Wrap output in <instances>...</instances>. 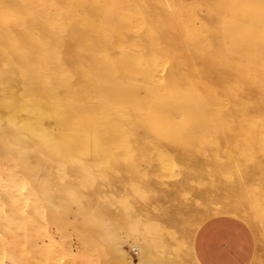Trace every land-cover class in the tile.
I'll use <instances>...</instances> for the list:
<instances>
[{"label": "rangeland", "instance_id": "374dc122", "mask_svg": "<svg viewBox=\"0 0 264 264\" xmlns=\"http://www.w3.org/2000/svg\"><path fill=\"white\" fill-rule=\"evenodd\" d=\"M167 1L169 3L170 0H167ZM167 1L166 0H0V21H5L8 24V27H4V28L12 29V30L13 29H16V30L17 29L18 30L19 29L20 30L25 29L23 31H26V29H27V31L37 29V30H39V32H42L44 26H46L45 29L47 31L49 30V27H55V28L57 27L58 29L62 28V29H66V32H68L69 35L66 34V32H64V34L59 33L61 31H59L58 33L54 32L55 28L54 29L51 28V30H53L52 33L54 32L56 35H61L59 39H61V44H63V46L61 47V45L59 44L60 47H58V45H57V49L59 48V50H58L59 52L61 50H63V51L66 50V51H68V52L70 51V53H72L71 50H73L72 49L73 46L77 47L79 45V47L83 48L84 47L83 44H85V45L87 44V46H86L87 48L84 47L83 48L84 50L89 49L88 45H89V47L93 48V50H92V48H91V50L89 49L90 51L88 50L92 54L88 53L86 50V52H87L86 54L89 57H91V55H92L91 61L88 59L89 57L87 58L88 60H85L82 56L83 61L85 60L90 64L92 63V65H90V67H88L89 64L88 65L86 64L87 62H85V61L83 62L81 60V58H78L82 64L81 65L80 62L78 61L77 62V64L79 63L78 67L81 65V68H83V69H81V71H79V75H77L79 78H76L75 77L76 73L74 74V72L70 69V67H69V70L71 72L66 71V68H65L66 66H69L70 62L72 64V61L69 60L70 62L66 66H65L66 63H60L59 59H60V61L62 59L59 58L58 56H56V54L52 52L54 47L52 48L50 46L51 43H47L49 45H47L45 48V49L48 48V50H46L45 54L43 53L44 51H42L43 47H42V49L40 48L41 50L39 49L40 51H37L38 48L36 49L31 45V44H35V43L38 44V42H36V41H34V43L32 42L33 38L29 39V41L31 40L29 42V43H31L30 46H27L28 44L24 43V44H27V45H25V48L28 47V49L26 48L27 55H28V53H30V51L33 52L34 54L43 53L42 56L45 55L44 57L47 59V55L50 54V53H47V51H49L50 50L49 47H51L52 48L51 52L53 53L52 55L55 54L54 56H56V58H54V59H58L57 62L60 64H58L56 62V64H58L56 66H54L50 63L48 65H46L48 63L47 60L45 61L46 64L42 63V61H41L42 56L40 55L41 59L39 57L38 58L41 62L39 60H37L39 62V64L36 63L33 59L29 58L30 60H33L34 63H36V65L38 64L35 68V64L33 63V65H32L31 64L32 62L29 63L30 60L28 59V56L26 55V57H24L25 54L22 55L23 54V52H22V54H20V55H22L24 58L27 59V64H22V62L19 61V64H22L20 66L17 63L20 66V68L16 63L14 64V62L11 65V63H12L11 60L15 61V59H16V58L13 59V56H12V57H9V60H10L9 65L11 68L9 67L8 63H5V65H4V63H3L4 57H2V56L6 55L8 58V54H4L5 48H3V47H6L7 44H10V45H8L7 48H9V46H11V45H12V47L14 46V48L17 46L16 43L12 44L11 41H9V39H11L9 37L13 34L15 35L16 32H14V31H16V30L12 31V33L10 30V33H9L10 35L8 37L5 36V34L0 35V37H1L0 38V45H1L0 47H2V49L4 51L3 55L0 54V60L2 61L1 63H3V65L0 64V71H1V73H0V152L3 155L6 154L5 156H7V158H9V160H13L15 163L12 161L11 162L14 163L15 165L17 163L16 166H17L18 170L21 172V174L23 176H25L24 177L25 180L26 181L29 180L31 182V183H29V181H28L26 183V186H25L26 188H24L25 193H24V191L22 192L25 195L24 197H27V198L29 197V200H27L25 198L28 202L26 200H25V202H24V200H21L22 202H20V200H19L18 203L16 201H15L16 203H14V202L11 203L10 201L6 202V200H5V201H3V209H4L5 213L8 214L9 218H10L9 213L11 214L12 219L14 218V216H16L17 219H14V220L15 221L19 220L18 221L19 223H20V220H21V222L23 221L22 223H24V220L25 221L27 220V223L30 220L32 221V222L30 221L28 224L30 226V227L28 226V231L32 236H30L29 234L28 235H29V238L33 240L32 243L30 241L28 242V245H29L28 253H30L31 256L34 254L33 260H35L36 262L32 260L31 264H34V263L38 264L39 262L41 264H43L44 260H42L41 256L39 255L38 249L40 247L42 248L43 246H45L47 244V242H48L47 239L49 238L47 236V234L49 236H51L53 239H59L62 236L67 237V239H69L68 240L70 242L69 246L72 250L69 248L68 257L66 256L65 258H63V261H60V263L59 262L58 263L59 264H64V263L65 264H71V263L73 264L74 255H76V251L79 248L78 247L79 244L77 242L78 241L77 236H78V234H79V236H82V235L86 236L87 234L85 235V233L86 232L89 233L88 231H86L88 229H92V231L90 230L92 234L91 233H89V234L92 238V241H94V243L93 242L91 243L92 247L90 250V254L91 255L94 254L93 260L91 259L92 264H99V262H97V261L102 260V259L103 260L105 259L110 264H116V263L119 264L116 256L114 257L113 252H112V250L114 251V247H113L114 244L113 243L117 239L122 243L123 247L130 253L132 258L136 259L138 257V250H137V254L134 253V251L132 250L133 245H132V243L128 242V239H129V236L131 235V229L133 230V227L136 228L137 226H140V228L137 227V229H140V230H136V229L135 230L140 231V233L142 235H148L147 231H151V234H154V235L149 234V236L151 238L156 237V236L159 238L158 235H161L162 238H160V239H157V238L153 239L152 238L154 240V243L156 242V244H155L156 248L154 249V254L156 257L154 256V258H157L159 255L161 257V255L164 253V250H166L164 248L166 246L169 247L168 244H170V243L172 244V242H173L174 245L170 244V248H172V249L167 248L165 253L172 257V254L167 253V251L170 253L173 252V254L176 253L175 254L177 256L176 258H179V256H180V258L183 256H186L185 258L187 259L188 253L189 254L192 253L191 255L195 254L196 246L198 244H200L199 222H200L201 218L203 220V212L201 213L202 208H200L201 209L200 213H201L202 217H201V215L199 216L200 213H198V216H197V215H194L193 212H195L196 210L199 211V206L203 207L204 211H205V205L208 204V202L206 201L207 199L202 200L203 197L208 198L209 204H210V202L213 203L214 201L216 202L217 200L224 202V207H218L219 204H223V203H219L218 201L216 202L218 204L217 205V208L219 209V210L217 209L218 212L213 211L214 213H212V211H210L213 209L216 210V205L213 206L215 208H213V207L211 208V204H210V207H209L210 210H209V208L206 207V209L208 211V212L206 211V216L204 214V217H205L204 219H206V220H209V219H212L213 217H217L219 215H222V216H230V217H234V218H241V219H244L245 221L248 220V222H250V221H252L250 219L252 216L251 213H254V216H255V214L257 215L256 211L258 210V213L261 212L259 214H261V215L264 214V207H263L264 197L261 196L263 199L261 198V200H260L259 199L260 193L259 194L256 193L259 191L254 192V191H250V190H249L250 193L254 192L252 195L250 194L251 197L253 196L252 198L254 200L258 199L257 203L258 202L261 203V204L258 203L255 206V208L251 207L254 210L250 211V209H249L248 211L250 213L247 211L249 214H251V216L247 215L248 213L247 214L244 213V211H246L247 209H245L244 211L242 210L243 215H240L241 214L240 212L239 213L235 212L233 209H232L234 211L233 214H232V211L225 210L229 207V205H230V204H228L229 202L231 204H233V207H235L234 206L235 202H237V200L241 201L240 199H237L236 201H232V200H234V199H232V197L235 198V196H236V198L241 197V199H242L243 195L245 197H247L246 195L248 194V192H246V195L242 194V196H240V193H243L244 190L246 188H248L249 185L248 186L246 185V188H245V185L243 183L239 182L240 180H238L239 178H237L238 175H237L236 170H235L236 167H239L240 169L246 168L248 171H251V169H252V172H253V171H256L257 168L258 169L261 168L260 167L262 165L261 163L264 161V124H263L264 121H261V119L264 118V115H262V113L264 112V81H263L264 80V74H262L261 73L262 71H260L264 68V0H239L235 4L233 9H231V11L229 12L230 15L228 16L229 19H228V22L226 25L227 41H228V44L230 45V47L232 46L231 47L232 50L236 49L235 51L234 50L233 51L243 61H247L249 63L255 64L254 71L257 72V73L253 72L256 75V78H255V76L253 74V76H254L253 78H255V80H253V78L249 79L250 81L249 80L245 81V79H243L242 81L244 84H248L250 82L249 83L250 85L249 84L243 85V83H241V86H242L241 89H243L244 91L240 90V92L239 91L235 92V90H234L235 88L233 89V87L231 86V85H234L236 83V81H235L236 79H234V81H235L234 83H232V82L230 83V80H228L229 82L224 81L225 83H223L224 84L223 86L226 88H224L222 86L225 90H223L222 87L219 90L221 97L216 90H213V92L208 93V96L211 93H212V96H209V97L207 96V98H208L207 102L205 99H203L204 98V95H202L203 93H200L199 91H197L194 88V85H193L194 82L190 79L189 84H187L185 80L187 79V76H186L187 74L190 77V75L192 76V73H194V71H199L200 69H201L200 71H203L202 69H204L205 67L203 66V64H200L201 61L204 58L208 59L211 56L214 57V54L216 55V53H217V49H215V48L220 49L217 45V43L220 40L219 37L221 38V36H220L221 33H219L220 35H218V31H217V29L220 30V28H219L220 26H217V25H220V23L218 22L219 19H218L217 15H216V19H215L216 12H214L215 14L212 13L213 11H217V8H216V10H213V7H212L213 11H211V9H208L207 7H205L206 9L204 7H203L204 9L203 8L198 9V7H195L194 4L197 3L195 1L200 2V0H194V1H192V3L190 0H188V1L183 0V1H186L184 4H183L182 0H176L177 5H179L180 2H182L181 6L179 5L181 8L176 7L175 6L176 4L173 3V1H172L170 3V7H172V8L169 9L168 3L166 4ZM206 1L207 2L209 1L211 4H212V2H216V0H214V1L213 0L212 1L211 0H205V1L201 0V2H203V3L205 2V4H206ZM218 1H217V4H218ZM222 1L220 0V3L218 5L216 3L214 5V7H220V8H218V10L219 9L220 10L217 12H220L221 10L223 11L222 8L224 6H222V5L226 4L230 0H226V2H225V0H222ZM186 3H188V5H185ZM210 3H208V4H210ZM222 3H224V4H222ZM182 5H185L186 7H183ZM175 7L178 9L177 12H176V9H174ZM200 9H202V10L200 11ZM181 10H183V11L185 10L184 11L185 13L182 12ZM222 11L220 12L221 14H222ZM217 14L220 16L219 13H217ZM201 16H202V18H201ZM194 19H195L196 23L192 22ZM45 29H44V31H45ZM37 30H36V32H37ZM47 31L45 32L46 34L49 32V31L48 32ZM26 33H28V32H26ZM31 33H32V31H31ZM31 33L29 35H31ZM45 33H44V36L46 35ZM6 34H7V32H6ZM32 34L33 35H31V37L35 35L39 38V39L36 38L39 40V44L43 41L42 40V38H43L42 34L43 33H40L41 35L39 34V36H41V42H40V37L38 35H36L34 33H32ZM22 35H23V32H22ZM24 35H23V37L25 39L26 37ZM29 35L27 34V36H29ZM56 35L53 34V35H51V37L54 36V38H55ZM18 36H19V34H18ZM17 37H15V38H17ZM21 37L22 36L20 33V39H21ZM49 37H50V32H49ZM2 38H5L6 42L8 41L6 46L3 45L5 43L2 42L3 41ZM36 39H34V40H36ZM43 39L47 40L48 38L46 37ZM50 39H52V38H50ZM23 40L21 39V41H23ZM46 40H45V42H46ZM52 40L54 41L55 39H52ZM69 40H72V41H69ZM105 40H106V42H105ZM114 40H116V41L114 42ZM206 40H207V42H206ZM16 41L14 40L12 42H16ZM26 41H27V39H26ZM49 41L50 40H48V42ZM67 41H69V42H67ZM188 41L190 42V44ZM1 42H2V44H1ZM58 42H60V41H57V43ZM42 43L44 44V41ZM57 43H55V44H57ZM69 43H71L73 45L71 47V50H69V49L67 50V48H69V45L65 46V44H69ZM117 43H118V45H117ZM17 44H18V46L24 45V44H20V42H18ZM37 44H35V45H37ZM39 44H38V47H41ZM104 44H105V46H104L105 48L103 47ZM45 45L46 44H44L43 46H45ZM81 45H83V46H81ZM18 46L16 47L15 50H17L18 48H21L23 51H25V49L22 46L21 47H18ZM31 46L33 47V49ZM64 46L65 47L68 46V47L64 48ZM99 46H101L100 48H102V49H99ZM55 47H56V45H55ZM79 47H77V49ZM188 47H190L192 50L191 49L188 50ZM81 48L78 49L79 53H81L80 52ZM95 48H97L98 50ZM2 49L0 52H2ZM9 49H7V50H9ZM55 49L56 48H54V50ZM57 49H56V51H57ZM214 49H215V51L213 54ZM28 50H30V51H28ZM32 50H36V51H32ZM96 50H97V53H96ZM9 51L11 53V54L9 53L10 55L15 53V52H12V50H9ZM198 51L200 52V55H199L200 58H203V59L198 58L199 57ZM65 52H60V53L65 54ZM68 52H66V54H68ZM73 52L75 54L76 50H74ZM205 52H207V53H205ZM33 53H30L29 56L31 54H32V56H34ZM83 53H85V52H83ZM222 53H223V51H222ZM15 54H17V52ZM39 54H37V55L39 56ZM74 54L72 53V55H74ZM194 54H196V55H194ZM18 55H19V53H18ZM52 55H50V56H52ZM72 55L70 57L73 60V62H75L76 60H74V59H75L76 55H74V58H72ZM201 55H203V56L201 57ZM206 55H207V57H205ZM54 56H52V57H54ZM218 56L216 55L217 58H218ZM14 57H17V55ZM35 57H31V58H35ZM62 57H63V55H62ZM96 57L98 58V60ZM195 57H196V59H195ZM7 58L5 57V59H7ZM48 58H50V57H48ZM67 58L68 57H64V60L66 61ZM217 58H215L214 60L216 61ZM222 58H227L226 54ZM17 59H16V62L18 61ZM199 59H200V63L197 66ZM206 59H205V61H206ZM9 60H5V62H7ZM43 60H45V59H43ZM64 60H63V62H64ZM51 61H49V62H51ZM205 61H203V62H205ZM212 61H213V59H212ZM67 62H68V60H67ZM23 63H26V61ZM28 63L32 67L30 65H28ZM83 63H85V64H83ZM195 63H197V64H195ZM41 64H42V66H41ZM77 64L76 65L73 64L74 66H76V69L74 67H72V69L76 70V72H78V70H79V69L77 70ZM205 64L211 65L210 62H208V61H206ZM215 64L218 65V67H219L218 63H215ZM43 65H46L49 68V71L46 69L47 72H49L46 75H44L46 70L43 68V67H45ZM60 65L62 67L64 66L67 74H68V72L70 75L74 74L73 77H75L76 79L65 77L66 74L64 72H62L60 74V72H61ZM73 65H71V66H73ZM213 65H211V66H213ZM13 66H14V69H13ZM28 66H30L31 68ZM201 66H202V68H201ZM258 66H261V68ZM195 67H196V69L197 68L198 69L195 70ZM25 68H28L27 70H29V72H27V70ZM37 68H39V70ZM42 68H43V70H45L44 74L40 73V72H42L41 71ZM88 68H90V69H88ZM208 68L211 69L210 66ZM10 69H12V70H10ZM22 69H25L24 70L25 72ZM30 69L34 70V71L31 72ZM57 69L60 71V72L58 71L59 73L57 72ZM91 69H92V72H91V74H89L90 73L89 70H91ZM151 69H154V70L152 71ZM255 69L259 70L260 71L259 73L261 75H263V77L261 75H260L261 76L260 77L258 74V71H256ZM20 70H21V72H20ZM87 71H89V73L86 74ZM152 72H158V74L162 73L164 75L165 79H167V80L168 79L171 80L172 77H174L172 82L171 81H169V82L173 83L175 85L170 87V88L168 87L167 89L163 90L161 93L156 95L155 98H153L154 100H152V102L150 103L151 106L147 105L145 107V108H147L149 106L148 107L149 109L145 110L148 113L147 116H145L146 112L143 110V109H145L144 106L146 104H149V101H151V100H148V99H150L148 94L150 92H154V90H153L152 86H151V89L153 91L151 89H149L150 88V82L152 79L149 78V79L144 80L143 78L153 76L151 78H155V79H153L155 81L156 80L155 76H157V74L155 75V73H154V75H150V74H152ZM173 72H174V74H173ZM35 73H37V74H35ZM263 73H264V71H263ZM139 74L141 75L140 78L138 77ZM202 75H203L202 72L201 73L198 72L196 78H194V81L201 82V77H203ZM55 76H57V77H55ZM87 77H89V78H87ZM177 77H179V78H177ZM257 77H258V79H257ZM90 78H91V80H90ZM180 79H182V80H180ZM55 80H57L58 82ZM76 80H77V82H74ZM53 81L56 82L57 84L54 83ZM161 81L164 82L163 79ZM174 81L176 83H174ZM177 81H179V82H177ZM180 81H182V82L185 81L184 85H186V86H183L184 88L179 85ZM242 81H240V82H242ZM153 82H151V83H153ZM182 82L180 83L181 85H182ZM51 83L52 84L54 83L53 84L54 87H52L53 85L51 86ZM73 83H75L76 85ZM55 84H56V86H55ZM88 84H90V85H88ZM176 84L178 86H176ZM236 84L234 85V87L238 86V84L237 85ZM188 85H189V87H188ZM89 86H92V87H89ZM153 86H154V84H153ZM191 86H192V88H191ZM241 86L239 84L238 89ZM69 87L71 89H79V90L81 89L80 90L81 92L79 90H78L79 92H76V90H75V92H76V95H75L73 90L70 91L71 89H69ZM87 87H89V89ZM83 88H84V90H83L84 92L87 89L89 90L91 97H95L94 93H95V90L97 88L98 90L104 92L105 96H107L106 97L107 100L112 99V100H114L112 102L115 104L117 103L115 98H117L118 100H120V98L123 99L124 102H126V104H127V108H133L131 110L127 109L129 112L128 113V119H129V122H131L130 124L128 123L130 128H128L127 122L122 123V120L119 119V117L115 115V117H112L111 120L109 119L107 121V123H105L104 131H105V134L107 137L106 139H102V140H98V141H92V140L90 141L89 140V141L78 142L76 140V137H75L74 117H75L76 112H79V115L81 112L80 108L78 110V102H79V100L81 102L82 101L81 97L85 95V94H82L80 97V94H79V93H84L82 91ZM253 88H254V90H252ZM154 89H155V87H154ZM257 89H259V91H257ZM88 90L86 92H88ZM171 90L172 91L174 90V91L172 92ZM69 91L71 92V94L68 93ZM253 91H256V93H254ZM109 92L114 93V95L110 96ZM242 92L245 95H243ZM48 93L50 95H48ZM72 93H73V95H72ZM77 93L79 94L78 97H77ZM257 93L260 95H258ZM199 94H201V96ZM238 94H239L240 99L242 101L238 98L239 97ZM86 95H88V93H86ZM147 95H148V97H147ZM246 95H247V97L250 95L249 98L252 99L253 103H255V102L258 103V104L257 103L253 104V108L251 107L252 105L248 106L252 109L247 107V105L252 101L249 99L250 102H248L249 100L248 101L246 100V99H248L247 97H245ZM68 96H70V97L67 99V101L70 100V98L72 96V99H73V97H74V99L77 98V99H75V101H77V102H75L73 99V100L68 102L69 104H70V102L72 104L68 105V103H67L66 105H64V100L66 99L64 97H68ZM55 97H57L58 99ZM223 97L225 98V100ZM241 97H243V98H241ZM52 98L55 99V102L52 100ZM259 98L260 99L262 98L261 100L263 101V103L261 102V100ZM84 99L87 100L86 97ZM92 99H94V98H92ZM177 99H179V100H177ZM210 99H211V101L214 100V102L210 103ZM243 99H244V101H243ZM51 100L54 102V104L56 103V105H53V106H55L54 111H52L53 116L51 115L52 113L50 114V112H49V110H50L49 107L53 108V106L50 105L52 103ZM46 101H48V102L50 101L51 103L50 102L45 103ZM61 101H63V103ZM185 101H187V102H185ZM224 101H225V103H224ZM59 102H61V104L64 105V111H67V113L65 112V114H64L63 113L64 111L61 109L56 110L57 106H60V108L63 109V106L58 104ZM174 102L178 103L179 105L174 103ZM41 103L44 105H42ZM139 103L140 104L144 103V104L142 106L141 105L138 106L137 104H139ZM259 103H262L263 105L259 104ZM40 104H41V106H40ZM211 104L213 107L211 106ZM245 104H247V105H245ZM257 105H259V106L257 107ZM133 106H135V108ZM137 107H138V109H137ZM244 107H247V108H244ZM256 107L259 108L258 110H260V111L257 112ZM184 108L187 111H185ZM36 109H37V111H36ZM66 109H68V110H66ZM241 109H243L245 112H246V109H248V111H247L248 113H246L247 115ZM253 109L255 110V112L254 111L252 112ZM134 110H137V112L138 111L139 112L137 113ZM148 110H149V112H148ZM250 110H251V113H250ZM140 112H142V113H140ZM162 112L164 113V115ZM186 112H188L187 115H185ZM259 112H262V113L260 114ZM42 113H44V114H42ZM130 113H132V115H131L132 117H130ZM256 113L257 114L259 113L260 115L259 114L257 115ZM47 114H50V117L52 116L51 118L49 117V120H48L49 123L47 121ZM63 114L65 115V117L62 116ZM141 114H144V115H141ZM254 114H256V115H254ZM133 115H135V116H133ZM158 115L160 116V118H158L159 117ZM136 116H138V117H136ZM141 116H143V117H141ZM166 116H167V118H166ZM60 117H63V118L61 119ZM214 117H216L215 118L216 122L214 120ZM245 117L246 118L249 117L247 119L249 122H247V120L244 119ZM56 118H58L60 120L58 121V119H56ZM145 118H147L148 120ZM169 118L171 121L169 120ZM251 118H253V119H251ZM130 119L133 121H130ZM135 120H137V121H135ZM241 120H243V121H241ZM60 121H61V123H60ZM146 121L149 122L148 124L150 126L149 125L147 126ZM245 121H246V123H245ZM133 122L135 123V125H133L134 124ZM145 122H146V124H145ZM139 123H140V125L142 123V125L140 126ZM240 123H241V125H240ZM43 124H45V125H43ZM246 124H248V125H246ZM48 125H50L51 127H54V130L52 131L51 135H53L54 139L55 140L57 139V141H58L54 145V147H55V149L57 148L56 150H58L60 148L59 152L60 151L61 152L58 154H59V156H61L63 154L61 156V158L55 153L54 154H55L56 159L53 157L54 155L52 153L55 150L54 151L52 150L53 152L50 153V155H51L50 156L48 150L45 151L46 148H45V146H43L44 143L42 144V142H41V141L45 140L44 139L45 135H44L43 131H41V129L42 128L46 129L48 127ZM144 125H146V126L144 127ZM43 126H45V127H43ZM131 128H132V130H131ZM137 128H139V129H137ZM31 129H33V130L35 129V131L33 133H31L32 132ZM44 129H42V130H44ZM122 129H125V134H123L124 130H122ZM148 129H149V132H147ZM137 130L139 132H137ZM127 131H128V133H127ZM135 132L137 134H135ZM34 133L35 134L37 133V134L35 135ZM144 133L147 135H145ZM127 134H128V136H127ZM152 134H154V135H152ZM34 135L38 136V141L36 139L37 137H35ZM42 135H44V136H42ZM129 135L131 138L129 137ZM150 135H152V136H150ZM39 136H42L43 138H41V140H39L40 139ZM123 136H125V137H123ZM122 137L125 141V142L123 141V144L126 143L127 145L126 144L123 145L121 143ZM125 138H127V139H125ZM42 139H44V140H42ZM139 139H141V140H139ZM132 140H134L136 142H133ZM119 142H120V144H119ZM140 143L145 145V147L143 145H141ZM147 145H149V146L147 147ZM42 147H44V148H42ZM122 147H123V149H122L123 151H121ZM187 148L189 149V151ZM192 148H194V149H192ZM136 149H137V151H136ZM148 149H150V152ZM180 149L183 150L184 152L181 153L182 151H180ZM177 150L179 151V153H176ZM37 151H39V152H37ZM127 151H128V153H127ZM145 151H146V154H145ZM185 151H186V153H185ZM172 152H174V153L172 154ZM184 153H185V155L183 156ZM179 154L180 155L182 154V156L185 157V159L184 158L181 159ZM111 155H113V156H111ZM173 155L174 156L179 155V156L174 157ZM164 156L167 157V159H165ZM62 157H64L65 160H63ZM113 157H115V158H113ZM52 158H54L55 160ZM76 158L78 160H76ZM69 159H70V161H69ZM55 161H56V163H55ZM25 162H27L26 163L28 165L27 167H26ZM65 162H67V163H65ZM81 162L82 163L87 162L88 164H90V165H88L87 163L86 164L84 163L86 165V167L81 166V165H80L81 167L79 166L80 168H85L84 170H82L83 174H82V172L80 173L81 170L78 167V163L82 164ZM76 164H77V166H76ZM55 165H57V166H55ZM18 166H20V169ZM48 166H49V168H48ZM52 166L54 167V169ZM161 166L163 167L161 170L156 169V168H161ZM23 168L25 170L26 169L27 170L25 171ZM187 168L190 169V173H189V171L187 173V170H186ZM191 169H192V171H191ZM199 169H200V171H199ZM253 169H255V170H253ZM22 171H24L26 175ZM88 172H89V175L95 174V176H92V177L86 176L85 177V173H88ZM154 172H156V174L158 176L156 174H154ZM185 172H186V175L184 174ZM146 173H147V176H146ZM200 173H201V175H200ZM255 173L256 172H254V174ZM183 174L187 178L186 182H188L189 187L185 186L186 187L185 188V187L177 186L175 184V181L177 183L178 180H180L178 178H180V176H183ZM188 174H190L191 176L190 175L187 176ZM197 174H199V175H197ZM83 175L85 178L81 177ZM154 176H156L157 179ZM184 176L180 180L181 182H184V181H182V180H185ZM146 181H147V183H146ZM250 183L251 182H249V184ZM185 184L187 185V183H184L183 185H185ZM251 184H250V186H253V184L252 185ZM175 185H176V187H175ZM255 185L253 186L254 190H255ZM148 187H149V189H148ZM172 187L176 188V189H173ZM177 187H178V189H177ZM180 187L182 188L181 190H180ZM239 188L243 189L242 192H240ZM28 189L30 192L28 191ZM187 189H189V191ZM251 189H252V187H251ZM257 189H258V187H256V190ZM151 190L155 192L156 197L153 194L154 192H152ZM233 190H234V192H233ZM171 191L173 193H171ZM245 191H248V190L246 189ZM238 192H239V194H238ZM26 193H27V195H26ZM185 193L188 194L189 196L185 195ZM234 193L235 194L237 193L238 195L232 196L231 194H234ZM255 193H256V195H255ZM19 194H21V193H19ZM169 194H170V196H169ZM206 195H207V197H206ZM230 195L232 197L227 198ZM250 195L248 194V198H250ZM260 195H262V194H260ZM179 196H181V197L178 198ZM255 197L257 199H255ZM168 198H169V200H168ZM21 199H23V196H21ZM200 199L202 200V202L200 201ZM224 199H226L227 202L224 201ZM229 199H230V201H229ZM157 201L159 202V204ZM161 201H163V202H161ZM179 201H180L181 205H180ZM192 201H194V202H192ZM242 201L245 202V200H243V199H242ZM252 201L253 200L251 199V203L254 204V201L253 202ZM182 202L183 203L185 202L184 203L185 206L189 205L188 206L189 208L187 209V207H185L182 204ZM196 202L198 204H195ZM215 202H214V204H216ZM246 202L249 203L248 205H250V202H248V200ZM23 203H24V205H23ZM156 203H157V205H156ZM170 203H172L171 204L172 206L170 205ZM204 203H206V204H204ZM237 203H236V206L239 205ZM17 204L20 205L19 208H18ZM176 204H179V205H177V208H174V206H176ZM34 205H35V207L37 206L38 209L35 208ZM160 205H161V207H160ZM196 205L198 206V208H194L195 209V211H194L193 207H197ZM243 205H244L243 208H246V207L250 208V207H248V205H246V203ZM153 206H156L159 208H157V210H154V209H156V207H154V209H153ZM163 206H165V207H163ZM167 206H170V209H168L169 207H167ZM11 207H12V209H11ZM184 207H185V209H184ZM257 207H260V209ZM39 208H42V210L40 209V211H39ZM173 208L174 209L179 208V211L177 210V212H175L176 210L173 211ZM221 208H223V209H221ZM229 208H232V207H229ZM241 208H242V205H241ZM261 208H263V210H261ZM162 209H164L166 212L165 211L162 212ZM167 209L171 213L169 211H167ZM190 209H191V211H189ZM235 209L237 210L236 207H235ZM184 210H186V211H184ZM192 210H193V212H192ZM61 211H63L64 217L63 216L58 217V214H60ZM187 211L189 212L190 215L187 214L188 213ZM238 211H239V209H238ZM262 211H263V213H262ZM173 212L177 213V214H174ZM178 212H181L182 216L185 215V217L188 215L190 217V218L186 217L187 219L189 218L188 221L184 217L180 218L182 221L179 220L178 217L181 215V213L179 214ZM185 212L187 215L186 214L183 215V213H185ZM18 213H20L21 215H24L26 213V219L22 218V219H24V220H22L21 218H19L18 216H21V215ZM155 213L159 216L158 218H157V215H155ZM164 213L165 214L168 213L169 214L168 216H170L171 218H172V216H174V217L172 219L170 217L168 218L167 215H165ZM195 213L197 214V212H195ZM160 214L162 217L160 216ZM192 214L194 215V220H192V216H193ZM245 214L249 217H246ZM163 215L165 218L163 217ZM177 215H179V216L177 217ZM261 215L260 216L258 215L257 217L263 218L264 216L262 217ZM150 216L152 218H153V216H155L154 218L157 220V221H155V224L158 222L159 227H157V224L154 225V221H152V218ZM242 216H243V218H242ZM146 217L149 218V220L150 219L151 220L150 221L145 220ZM198 217L200 218V220H198L199 219ZM257 217L256 216L252 217V219H254V221H255ZM62 218L65 219L66 221H64ZM137 218L141 221H139ZM166 218L168 219V221ZM136 219H137L138 223L143 224L142 226L145 225V227H143V228H145L144 234H143V232H141L143 230V228L141 227V225L137 224ZM155 219H153V220H155ZM190 219H191V221H189ZM44 220L47 221L50 225L48 223L45 224ZM143 220L148 222V227L149 226L152 227V224H153L155 226V228L157 227L158 230H161V231L158 232L157 228L155 229L153 227H152V230L149 229L150 227L147 228V230H146L147 223L145 222V224H144ZM9 221L11 222L10 219H8L7 221L5 220V218H4V220H3V218L0 219V227L4 229V231H3V229L1 230V228H0V233L6 234V235L3 234L4 237L6 236L5 237L6 239H4L5 241L3 240L4 242L2 241V243H3L2 245L3 246L5 244H6L5 246H8L9 244L13 245L12 243H14L13 242V240H14L15 243L17 242V247H19L18 245H20V241H18V240L20 239L19 237H21V235L18 233L19 226L14 224L15 226L12 227L13 224L11 225ZM40 221H42V222H40ZM49 221L52 223L53 222L55 223V221H56L57 223L55 224V226H53L52 223H50ZM63 221L64 222L68 221L70 223V224L68 223L69 225L67 224V226H66V228L68 227L67 230L66 229L64 230L65 231L64 235H66V236L63 235L64 231H62V233H61V231H59L58 224H59V222L62 223ZM164 221L167 223H165ZM6 222H8L7 225H6ZM34 222H37V224L40 222V224H39L40 226L37 227L38 225ZM180 222L185 223L184 226L185 225L187 226L188 223L192 224L191 222H193L194 225L192 226V228H190L191 229L190 231H192V232L190 233L189 230H187V229H186L187 231H183L184 226H182L183 224H181ZM1 223L3 225H1ZM41 223L44 225H49L48 227L49 228L51 227L52 229L50 228V230H49V228L46 226L45 229H47V232H45L44 229L41 228ZM84 223H86L87 226ZM255 223L257 224V222H255ZM79 224H81V226ZM82 224H84V226ZM89 224H90L91 228L88 226ZM161 224H163V225L161 226ZM172 224H175V225H172ZM176 224H177V227H176ZM44 225L42 227H44ZM178 226H180V227H178ZM190 226H187V227H190ZM172 227L175 229V231L177 230V228H178V230H181V231H179L181 234L178 235L177 234L178 230L175 232V231H173ZM38 228L41 230H38ZM141 228H142V230H141ZM83 229H85V230L83 231ZM153 229L155 230V232ZM162 229L163 230L165 229V230L162 231ZM80 230L83 233L80 234L79 233ZM168 230H170V231H168ZM171 230H172V232L176 233L175 236L171 235V233H172ZM2 231H3V233H2ZM5 231H7V233ZM12 231L14 233H17L16 237L12 233ZM66 231L68 232V234H66ZM160 232H162V233H160ZM163 232H165V233H163ZM167 232H169V233H167ZM182 232H187L188 235L190 233V236H189L190 238L187 236L186 233H184V235H183ZM258 232L259 231H255L253 233V237L258 238L259 235L261 237L264 236V235H261L262 231L259 233ZM263 233L264 232H262V234ZM7 234H8V236H7ZM257 234H259V235H257ZM10 235L13 236V239H12V236H10ZM44 235H46L45 237H48V238L47 239L44 238V240H42ZM181 235L185 236V238L188 237V239H186V241L188 240L187 245L189 247L183 243H182L183 244L182 245L181 243L179 244L178 242L175 243L174 241H172V240H174V238L176 236H179L178 240L181 239L183 237V236L181 237ZM260 236H259V238H261ZM10 237H11V239H10ZM34 237L36 240L34 239ZM163 237H164V239H163ZM165 237L167 239H165ZM170 237L172 238V240H169V239H171ZM16 238H18L17 241L15 240ZM113 238H114V241H113ZM160 240L164 245H161L162 243L160 242ZM162 240H164L165 242ZM166 240L167 241L169 240L170 243H169V241H168V243H166L167 242ZM175 240L177 241V239H175ZM108 241L111 242L112 245H111V243L109 244ZM18 242H19V244H18ZM183 242H185V241H183ZM256 242L260 245L258 240ZM253 243H254V241H252V244ZM176 244H177L178 248H176ZM178 244L181 246V248H180V246H178ZM190 244H192V245H190ZM242 244H243V247L240 250L239 249L236 250L239 253V254L237 253V255H236V257L238 259H240L242 261H247V260L253 258L252 253L258 251L257 253H259L260 256L254 257L253 259H256L257 263L260 261L259 262L260 264H264V261H262V259L264 260V255H263L264 250L262 249L261 245L259 246L260 249L256 247V249L253 250V248L249 244H246L245 242H243ZM258 244H257V246H258ZM34 245L35 246L37 245L38 248H36ZM157 245L160 248H158ZM184 245L187 246L189 250L183 249V248H185ZM182 246H184V247L182 248ZM30 248H33L35 253L32 249L30 250ZM109 249H111V251ZM158 249L159 250L164 249V250L159 251ZM182 249L187 250L188 252L184 251L187 254H184V252H183V255H178L179 253L182 254L180 252ZM91 251H92V253H91ZM155 251H157V254ZM190 251H192V252H190ZM28 253H25V254H28ZM165 253L163 254L164 255L163 258H157V259H161V260H157L158 264H167V262H168V264H170L169 263L170 261L174 262L175 264L176 263L181 264L182 262L184 263V260H185L184 257H183L184 259H182V258L177 259V262H176V258L174 255H173L174 258L173 257L171 258L173 260H171L169 258V256L166 257L168 259V261H167L165 258ZM114 255H115V253H114ZM191 255L189 257L190 261L187 259L186 262L187 261L190 262V263L187 262L188 264H191V263L196 264L193 260V256H191ZM27 257H29V255ZM31 258L32 257H30V260H31ZM66 259H68L70 262ZM162 260H166V261L163 262ZM179 260H181V261H179ZM161 261H162V263H161ZM29 262H31V261H29ZM216 263H217V259H216L215 263H212V264H216ZM51 264H53V262H51Z\"/></svg>", "mask_w": 264, "mask_h": 264}, {"label": "bare ground", "instance_id": "6f19581e", "mask_svg": "<svg viewBox=\"0 0 264 264\" xmlns=\"http://www.w3.org/2000/svg\"><path fill=\"white\" fill-rule=\"evenodd\" d=\"M166 1H167V0H166ZM172 1H173V3L176 4V0H170L169 3H168V1L166 2V4L168 3V8H169V9L172 8V7H170V3H171ZM182 1H183V0H182ZM187 1H188V0H187ZM190 1H191V3H192V1H194V0H190ZM202 1H205V0H202ZM211 1H212V0H211ZM213 1H214V0H213ZM217 1H218V0H216V2H212L213 5H212L209 1H208V2L206 1V4H205V2H204V3L201 2V0H200V2H199V1H195V2H197V3L194 2V3H195L194 6H195V7H198V9H199V8H203V7H204V8L207 7L208 9H211V11L216 10V8H217V11H219L220 9L218 10V8H220V7H214L215 3L217 4ZM221 1H222V0H221ZM238 1H239V0H230L229 2H227L226 4H224V3L226 2V0H225V2L222 3V4H224V5H222V6H224V7L222 8L223 11L221 10V11H222V14L220 13L221 11H220V12H217V11H213V12H212V13L216 12V14L214 13V14H215V19H216V15H217V17H218V19H219L218 22L220 23V25H217V26H220L219 28H220V30H221V31H220V30L217 29V31H218V35H220L219 33H221V35H220L221 38L219 37L220 40H219V42L217 43L218 47H219L221 50L218 49V48H215V49H217V53H218V54L216 53V55H217V56L219 55L218 58H217L216 55L214 54L215 49L213 50L214 57H212V56L209 57V58H208L209 60L206 59V58H204V59H203V58H200V56H199V55H200V52L198 51V52H199V54H198L199 57H198V58L203 59V60H202L201 63H200V59H199V60H198V61H199L198 64H197V63H195V64H197V66L199 65V63H200V64H203V66H204L206 69L203 67V68H204V69H202L203 71H200L201 69H200L199 71H194V73H192V76L189 74L191 78L188 76V74L186 75V76H187V79L185 80L186 83L189 84L190 79H191V80L194 82V83H193L194 88H195L197 91H199L200 93H203L202 95H204V98H203V97H202V98L205 99L206 102H207V99H208V98H207L208 93H209V92H213V90H216V91L219 93V95H220L219 90H220L221 87L224 85L223 83H225L226 81L229 82L228 80H230V83H231V82L234 83V82L236 81V83L238 84V86H237V87H234V85H235L236 83H235L234 85H231V86L233 87V89L235 88V89H234L235 92H237V91L240 92V90L244 91L243 89H241V88H242L241 83H243V81H242L243 79H245V81H248L249 79H252L254 76H255V78H256V75L253 73V72H255V71H254V66H255V64H253V63H249V62H247V61H243L239 56H237V55L235 54L234 51H235L236 49H235V50L233 49V50H234V51H233L232 48H231L232 46L230 47V45L228 44V41H227V36H226V25H227V22H228V19H229L228 16L230 15L229 12L231 11V9H233V7L235 6V4H236ZM185 2H186V1H183V4H184ZM222 2H223V1H222ZM181 3H182V2H180V4H179V3H178V4L181 6ZM208 3H210V4H208ZM219 3H220V0L218 1V4H219ZM218 4H217V5H218ZM179 5L176 4L175 6L179 8V7H180ZM185 5H188V3H186ZM185 5H182V6H183V7H186ZM166 6H167V5H166ZM176 7H175L174 9H176V12H177L178 9H177ZM212 7H213V10H212ZM180 8H181V7H180ZM204 8H203V9H204ZM214 8H215V9H214ZM188 9H189V8H188ZM188 9H187V10H188ZM205 9H206V8H205ZM201 10H202V9H200V11H201ZM181 11L184 12L185 10H184V11L181 10ZM205 12H206V11H205ZM184 13H185V12H184ZM202 13H203V12H202ZM217 13H219L220 16H219ZM189 14H190V13H189ZM189 14H188V15H189ZM203 15H204V14H203ZM189 16H190V15H189ZM191 17H192V16H191ZM188 18H189V17H188ZM193 18H194V17H193ZM193 18H192V19H193ZM201 18H202V16H201ZM208 19H209V18H208ZM1 20H2V19H1ZM202 20H203V19H202ZM191 21H192V20H191ZM209 21H210V20H209ZM192 22L196 23V22H195V19H194ZM218 22H217V23H218ZM191 24H192V23H191ZM198 25H199V24H198ZM193 26H194V25H193ZM4 27H8V24H7L5 21H0V35H2V34L4 35V34H5V36H7V37L10 35V34H9V33H10V30H11V33H12V31L16 30V29H13V30H12V29H6V28H4ZM45 27H46V26H44L42 32H39V30H37V29H34L35 31H34V30H29V31H27V29H26V31H23V30H25V29H23V30H20V29H19L20 31L17 29L18 31H17V30L14 31V32H16V34H15V35H14V34L11 35V36L9 37V38H11V39H9V41H11L12 44H15V43H16L17 46H18V44H17L18 42H20V44L27 43L28 45H27V44H24L23 46L21 45V46L25 49V51H23L21 48H18L19 50L21 49L20 51H19L18 49L15 50L17 46L14 48V46L12 47V45L9 46L10 49L7 48L8 45H10V44H7L8 41L6 42V39H5V38H2V39H3L2 42L5 43V44H3V45L6 46V44H7V46H6V47H3V48H5V49L7 48V49H9V50H12V52H15V53L17 52V54L13 53L12 55H10L11 53H10L9 50H7V49L5 50V49H4V51H5V53H4L2 47H0V48L2 49V52H0L1 55H3V53H4V54H8V58H7L6 55H5V56H2V57H4V59H3V60H4V61H3L4 65H5V63H8V65L10 64L9 57H12V56H13V59H15V58L17 59V58H18V59H17L18 61L16 62V59H15V61H14V60H11V62H12L11 65L13 64V62H14V64H15V63H16V64H17V63L19 64V61L22 62V64H27V59L24 58V57H26V55H27V50H26V48L28 49V47L25 48V45L30 46L31 43H29V42H30L31 40L29 41V39H32V38H33V40H32L33 43H34V41H36V42H38V44H39V40H38L39 38H38L37 36H35V35L31 37V35H33L32 33H34V34H36V35H38V36H39L40 33H43V34H42V37H43V38H46V37L48 38L47 40L42 38V40L44 41V44H46L45 46H43V45H44V44L42 43L43 41L41 42V36H39V37H40V42H41L39 45H40L41 47H38V44H37V43H35V44H37V45H35V44H31L34 48H36V49L38 48L37 51H40V50L42 49V47H43L42 51H44L43 53L45 54L46 50H48V48H47V49H45V48H46L47 45H49V44H47V43H51L50 46H51L52 48L54 47V48L57 49V45H58V47H60L59 44H60L61 47H62L63 44H61V39H59L61 35H56L54 32H57V33H58L59 31H61V32H59V33L64 34V32H66V29H62V28H59V29H58L57 27H56V28H55V27H49V30H48V31L50 32V37H49V32L45 29ZM201 27H202V26H201ZM47 28H48V27H47ZM51 28H52V29L55 28L53 33H52L53 30H51ZM217 28H218V27H217ZM44 29H45V31H44ZM67 29H68V28H67ZM214 29H215V28H214ZM36 30H37V32H36ZM40 30H41V29H40ZM64 30H65V31H64ZM205 30H206V29H205ZM31 31H32V33H31ZM43 31H44V32H43ZM46 31L48 32L47 34L45 33ZM79 31H80V30H79ZM6 32H7V34H6ZM14 32H13V33H14ZM18 32H19V33H18ZM22 32H23V35L25 34V35H24V36L26 37L25 39H24V37H23V35H22ZM26 32H28V33H26ZM29 32L31 33V35H29V34H30ZM38 32H39V33H38ZM17 33L19 34V36H18ZM20 33H21V36L23 37V38L21 37V39H22V40L24 39V40H23L24 42L21 41V39H20ZM44 33H45L47 36H46V35L44 36ZM116 33H117V32H116ZM27 34H28L29 36H27ZM53 34L56 35L55 38H54V36L51 37V35H53ZM66 34H68V32H66ZM71 34H72V33H71ZM195 34H196V33H195ZM40 35H41V34H40ZM68 35H69V34H68ZM196 35H197V34H196ZM17 36H18L19 38H18ZM193 36H194V35H193ZM12 37H13V38H12ZM15 37H17V38H15ZM34 37H35V38H34ZM57 37H58V38H57ZM119 37H120V36H119ZM119 37H118V38H119ZM202 37H203V36H202ZM0 38H1V37H0ZM36 38H38V39H36ZM50 38L55 39V40L53 41V40L50 39ZM2 39H1V40H2ZM4 39H5V40H4ZM7 39H8V38H7ZM13 39H14L15 41H16V40H17V41H16V42H12V41H14ZM26 39H27L28 42L26 41ZM34 39H36V40H34ZM56 39H57V40H56ZM205 39H206V38H205ZM205 39H204V40H205ZM228 39H229V38H228ZM37 40H38V41H37ZM45 40H46V42H45ZM48 40H50V41L48 42ZM25 41H26V42H25ZM55 41H56V42H55ZM57 41H60V42L57 43ZM69 41H72V40H69ZM69 41H67V42H69ZM115 41H116V40H114V42H115ZM2 42H1V44H2ZM22 42H23V43H22ZM54 42L57 43V44H55ZM105 42H106V40H105ZM186 42H187V41H186ZM188 42H189V41H188ZM206 42H207V40H206ZM229 42H230V41H229ZM231 42H232V41H231ZM103 43H104V42H103ZM215 43H216V42H215ZM215 43H214V44H215ZM20 44H19V45H20ZM54 44L56 45V47H55ZM123 44H124V43H123ZM189 44H190V42H189ZM191 44H192V43H191ZM203 44H204V43H203ZM34 45H35L36 47H35ZM66 45H69V48H67L68 46L65 47ZM83 45H84V47L87 46V44H86V45L83 44ZM83 45H81V46H83ZM117 45H118V43H117ZM121 45H122V44H121ZM0 46H1V45H0ZM21 46H18V47H21ZM32 46H31V47H32ZM65 46H64V48H67V50H68V49L71 50V47H72L73 45H72L71 43H69V44H65ZM76 46H77V45H76ZM104 46H105V44L103 45V47H104ZM125 46H126V45H125ZM186 46H187V45H186ZM215 46H216V45H215ZM11 47H12V48H11ZM33 47H32V49H33ZM51 47H49V48H50V50H49L50 52L47 51V53H50L49 55H47V59L44 57L45 55L42 56V55H43V53H41L42 51L40 52L41 54H39V53L34 54L33 52L30 51L31 49L28 50V51H30V53H33L34 56H32V54L29 56L30 53H28V55H27V56H28V59H29V58H30V59H33L36 63L39 64V62H38L37 60H39V58L42 56V57H41V58H42V60H41L42 63H45V64H46L45 61L47 60L48 63H47L46 65H48V64L50 63V64H52V65H54V66H56V65H58V64H60V63H66V64H65V66H66V65H68V63H69L70 61H72V64H71V62H70L69 66H66L65 68H66V71H70V70H69V67H70V69L74 72V74L76 73V74H75V75H76V76H75L76 78H79L77 75H79V71H81V69H83V68H81V65H82V64H81V61H80L78 58H81V60H82L83 58H84L85 60H88V59H89V60L91 61V57H92V55H91V57H89V56L86 54L87 52L90 53L89 51H90L91 48H92V47H89V45H88V48H89L90 50L88 49V50H89V51H88V50L86 49L87 52H86V50L83 49L84 47L81 48V47H79V45L77 46V47H79L78 49L81 48L82 51L84 50L83 52H85V53H83L81 50H80L81 53H79L77 47H75V46L72 47L73 50H71V51H72L73 54H74L73 51L76 50V53L74 54V55H76V56H75V59H74V60H76L75 62H73V60H72L71 57H70V56L72 55V53H70V51L68 52V51L65 50L66 52H68V54H66L65 51L61 50L60 52H65V54H64V53H60V52L58 51L59 48H58L57 51H56V49L54 50V48H53V50H52ZM95 47H96V46H95ZM97 47H98V46H97ZM100 47H101V46H99V49H102V48H100ZM110 47H111V46H110ZM110 47H109V48H110ZM190 47H191V46H190ZM190 47H188V50L191 49ZM40 48H41V49H40ZM75 48H76V49H75ZM86 48H87V47H86ZM104 48H105V47H104ZM120 48H121V47H120ZM130 48H131V47H130ZM198 48H199V47H198ZM1 49H0V51H1ZM39 49H40V50H39ZM95 49H97V48H95ZM117 49H118V48H117ZM126 49H127V48H126ZM211 49H212V48H211ZM14 50H15V51H14ZM51 50H52L53 53L56 54V56H58L59 58L62 59L61 61H60V59H59V62H60V63L57 62L58 59H54V58H56V56H54L55 54L52 55L53 53L51 52ZM92 50H93V48H92ZM97 50H98V49H97ZM97 50H96V53H97ZM110 50H111V49H110ZM191 50H192V49H191ZM218 50H219V51H218ZM6 51H7V52H6ZM32 51H36V50H32ZM54 51H55V52H54ZM211 51H212V50H211ZM222 51H223V53H222ZM22 52H23V54H22ZM56 52H57V53H56ZM58 52H59V53H58ZM77 52H78L80 55H79ZM91 52H92V51H91ZM219 52H220V53H219ZM9 53H10V54H9ZM18 53H19V55H18ZM47 53H46V54H47ZM69 53H70V54H69ZM194 53H195V52H194ZM205 53H207V52H205ZM205 53H204V54H205ZM20 54H22V55L25 54V55H24V57H23V56L20 55ZM37 54H39V56H38ZM58 54H59V55H58ZM60 54H61V55H60ZM81 54H82V55H81ZM90 54H92V53H90ZM191 54H192V53H191ZM196 54H197V53H196ZM196 54H194V55H196ZM221 54H222L223 56H222ZM225 54H226L227 58H222V57H224ZM9 55H10V56H9ZM16 55H17V57H14V56H16ZM36 55H37V56H36ZM40 55H41V56H40ZM50 55H52V56H54V57H52V56H50ZM62 55H63V57H62ZM64 55H65V56H64ZM74 55H72V58H74ZM77 55H78L79 57H78ZM86 55H87V56H86ZM35 56H36L37 58H36ZM80 56H81V57H80ZM82 56H83V58H82ZM202 56H203V55H201V57H202ZM5 57H6L7 59H5ZM20 57H21L22 59H21ZM31 57H35L36 59H35V58H31ZM38 57H39V58H38ZM48 57H50V58H48ZM64 57H68V58H67L68 62H67V60H66V61L64 60ZM76 57H77V58H76ZM88 57H89V58H88ZM100 57H101V56H100ZM205 57H207V55H206ZM23 58H24V59H23ZM41 58H40V59H41ZM51 58H52V59H51ZM87 58H88V59H87ZM96 58H97V57H96ZM215 58H217L216 61L214 60ZM11 59H12V58H11ZM25 59H26V60H25ZM30 59H29V60H30ZM43 59H45V60H43ZM48 59H49V60H48ZM50 59H51L52 61H51ZM53 59H54V60H53ZM65 59H66V58H65ZM195 59H196V57H195ZM205 59H206V61L210 62L211 65H213V64H214V65L211 66V65L205 64V62H206ZM212 59H213V61H212ZM221 59H222V60H221ZM5 60H9V61L5 62ZM22 60H23V61H22ZM29 60H28V61H29ZM33 60H30V61H29V63L32 62V63H31L32 65H33V63H34ZM63 60H64V62H63ZM69 60H70V61H69ZM85 60H84V61H85ZM97 60H98V58H97ZM25 61H26V63H23V62H25ZM39 61H40V60H39ZM41 61H40V62H41ZM43 61H44V62H43ZM49 61H51V62H49ZM54 61H55V62H54ZM78 61H79L80 64H81V65L79 66L80 68L78 67L79 63L77 64ZM82 61H83V60H82ZM84 61H83V62H84ZM90 61H89V62H90ZM92 61H93V60H92ZM111 61H112V60H111ZM195 61H196V60H195ZM203 61H205V62H203ZM217 61H218V62H217ZM1 62H2V61L0 60V64L3 65V63H1ZM56 62H57L58 64H56ZM85 62H87V61H85ZM196 62H197V61H196ZM29 63H28V65H30ZM36 63H34V64H35V68H36V66L38 65V64L36 65ZM215 63H218V64H219V67H218V65H216ZM18 64H17V65H18ZM22 64H19V65L21 66ZM73 64H75V65L77 64V70L79 69L78 72H76V70L72 69V67H74V68L76 69V66H74ZM83 64H85V63H83ZM86 64H87V65L89 64L88 67H90V65H92V63L90 64V63H88V62H87ZM148 64H149V63H148ZM19 65H18V66H19ZM46 65H43V66H45V67H43V68H44L45 70L47 69V70L49 71V68H48ZM62 65H63V64H62ZM71 65H73V66H71ZM205 65H206V66H205ZM20 66H19V68H20ZM30 66H31V65H30ZM30 66H28V67H30ZM41 66H42V64H41ZM84 66H85V65H84ZM93 66H94V65H93ZM149 66H150V65H149ZM197 66H196V67H197ZM209 66L211 67V69L208 68ZM3 67H4V66H3ZM9 67H10V65H9ZM22 67H23V66H22ZM22 67H21V68H22ZM26 67H27V66H26ZM31 67H32V66H31ZM31 67H30V68H31ZM60 67H61V69H60L61 72H60L58 69H57V72L59 71L60 74H61L62 72H64V73L66 74L65 77L75 78V77H73L74 74H71V75H72V76H71V75L69 74V72H68V74L66 73L64 66L62 67V66L60 65ZM196 67H195V70L198 69V68L196 69ZM258 67L261 68V66H258ZM1 68H2V67H1ZM7 68H8V67H7ZM10 68H11V67H10ZM43 68L41 69L42 72H40V73H43V74H44L45 70H43ZM51 68H52V67H51ZM55 68H56V67H55ZM91 68H92V67H91ZM192 68H193V67H192ZM201 68H202V66H201ZM207 68H208V69H207ZM4 69H5V68H4ZM13 69H14V66H13ZM25 69L27 70L28 68H25ZM25 69H22V70L24 71ZM37 69L39 70V68H37ZM86 69H87V68H86ZM88 69H90V68H88ZM92 69H93V68H92ZM92 69L89 70L90 73H89V71H87L86 74H87V73L91 74ZM6 70H7V69H6ZM10 70H12V69H10ZM15 70H16V69H15ZM18 70H19V69H18ZM30 70H31V69H30ZM47 70H46V72H47ZM115 70H116V69H115ZM151 70L153 71L154 69H151ZM255 70H256V69H255ZM3 71H4V70H3ZM32 71H34V70H31V72H32ZM36 71H37V70H36ZM53 71H54V70H53ZM82 71H83V70H82ZM85 71H86V70H85ZM256 71H258L259 76L261 75V74L259 73L260 71H262L261 73L264 74V73H263L264 68H263L262 70H260V71H259V70H256ZM20 72H21V70H20ZM24 72H25V71H24ZM27 72H29V70H27ZM46 72H45L44 75H46V74L49 73V72H47V73H46ZM59 72H58V73H59ZM70 72H71V71H70ZM198 72H200V73L202 72V74H203V75H202L203 77L200 76V77H201V82L194 81V78H196ZM0 73H1V71H0ZM5 73H6V72H5ZM8 73H9V72H8ZM64 73H63V74H64ZM154 73H155V75L157 74V76H155V77H156V80H155L156 82L153 80V79H155V78H151V77H153V76H151V77H144V78H143L144 80L150 78V79H152L151 82L154 81L153 83L150 82V88H149V89H151V86H152L154 92H150V91L152 90V89H151V90L149 91L150 93L148 94L149 97H150V99H148V100H151V101H149V104H146V105L144 106V108H145L147 105H150V106H151L150 103L152 102V100H154L153 98H155L156 95H158L159 93H161L163 90L167 89L168 87L170 88V87H172V86L175 85V84L169 82V81L172 82V80H173L174 77H172L171 80H170V79L167 80V79H165V77H164V75H163L162 73H159V74H158V72H152V74H150V75H154ZM255 73H257V72H255ZM35 74H37V73H35ZM43 74H42V75H43ZM164 74H165V73H164ZM173 74H174V72H173ZM253 74H254V76H253ZM8 75H9V74H8ZM22 75H23V74H22ZM49 75H50V74H49ZM69 75H70V76H69ZM63 76H64V75H63ZM80 76H81V75H80ZM140 76H141V75L139 74L138 77L140 78ZM261 76L263 77V75H261ZM261 76H260V77H261ZM51 77H52V76H51ZM55 77H57V76H55ZM90 77H91V76H90ZM179 77H180V76H179ZM179 77H177V78H179ZM76 78H75V79H76ZM87 78H89V77H87ZM167 78H168V77H167ZM255 78H253V80H255ZM54 79H55V78H54ZM54 79H53V80H54ZM57 79H58V78H57ZM81 79H82V78H81ZM162 79L164 80V82L161 81ZM182 79H183V78H182ZM182 79H180V80H182ZM234 79H236V80L234 81ZM240 79H241V80H240ZM257 79H258V77H257ZM41 80H42V79H41ZM77 80H78V79H77ZM77 80L74 81V82H77ZM79 80H80V79H79ZM85 80H86V79H85ZM90 80H91V78H90ZM237 80H238V81H237ZM260 80H261V79H260ZM50 81H51V80H50ZM55 81H57V80H55ZM83 81H84V80H83ZM83 81H82V82H83ZM185 81H184V82H185ZM224 81H225V82H224ZM240 81H242V82H240ZM249 81H250V80H249ZM263 81H264V80H263ZM53 82H54V81H53ZM57 82H58V81H57ZM177 82H179V81H177ZM181 82H182V81H180V83H181ZM184 82H182V85L179 83V85L182 86V87H183V86H186V85H184ZM239 82H240V83H239ZM54 83H56V82H54ZM54 83H53V84H54ZM80 83H81V82H80ZM174 83H176V82L174 81ZM247 83H248V82H247ZM249 83H250V82H249ZM249 83H248V84H249ZM252 83H253V82H252ZM53 84L51 83V86H52ZM56 84H57V83H56ZM56 84H55V86H56ZM58 84H59V83H58ZM73 84H75V83H73ZM153 84H154V86H153ZM213 84H214V85H213ZM237 84H236V85H237ZM239 84H240L241 87L238 89ZM248 84H244V83H243V85H248ZM257 84H258V83H257ZM32 85H33V84H32ZM60 85H61V84H60ZM75 85H76V84H75ZM83 85H84V84H83ZM88 85H90V84H88ZM225 85H226V84H225ZM249 85H250V84H249ZM253 85H254V84H253ZM262 85H263V84H262ZM176 86H178V85L176 84ZM180 86H179V87H180ZM41 87H42V86H41ZM44 87H45V86H44ZM52 87H54V85H53ZM64 87H65V86H64ZM89 87H92V86H89ZM89 87H87V88L89 89ZM154 87H155V89H154ZM188 87H189V85H188ZM188 87H187V88H188ZM223 87H224V86H223ZM223 87H222V89L225 90L224 88H226V87H224V88H223ZM253 87H254V86H253ZM256 87H257V86H256ZM260 87H261V86H260ZM183 88H184V87H183ZM191 88H192V86H191ZM191 88H190V89H191ZM200 88H201L202 90H201ZM244 88H245V87H244ZM47 89H48V88H47ZM69 89H71V88L69 87ZM85 89H86V88H85ZM88 89H87V90H88ZM92 89H93V88H92ZM259 89H260V88H259ZM259 89H257V91H259ZM44 90H45V89H44ZM72 90H73V92H74L75 95H76V92H79L81 89H80V90H79V89H71L70 91H72ZM75 90H76V92H75ZM78 90H79V91H78ZM83 90H84V88L82 89V91H83ZM87 90H85V92L83 91L84 93H79V94H80V97H81L82 94H85L84 96L87 98V100L84 99V98H85L84 96H82V97H81V98H82V101L80 102V100H79L78 105H79V104H82V103H85V102H95V103H99L100 105L105 106V107H107L108 109L112 110V112H114L115 115L118 116L119 119L122 120V123H123V122H125V123L127 122V125H128V123H129V124L131 123V122H129V119H128V113H129L128 110H131V109H133V108H127V104H126V102L120 101V100H118L117 98H115V100L117 101V103L115 104V103L112 102V101H114V100H112V99H108V100H107V99H106L107 96H105L104 92L98 90L97 88H96L95 93H94L95 97H91V95H90V93H89V90H88V92H86ZM153 90H152V91H153ZM192 90H193V89H192ZM252 90H254V88H253ZM255 90H256V89H255ZM261 90H262V89H261ZM70 91H69L68 93L71 94ZM171 91H172V90H171ZM173 91H174V90H173ZM173 91H172V92H173ZM193 91H194V90H193ZM80 92H81V91H80ZM175 92H176V91H175ZM225 92H226V91H225ZM253 92L256 93V91H253ZM253 92H252V93H253ZM57 93H58V92H57ZM86 93H88V95H86ZM109 93H110V94H109L110 96H113V95H114V93H112V92H109ZM52 94H53V93H52ZM79 94L77 93V97L79 96ZM178 94H179V93H178ZM235 94H236V93H235ZM242 94L245 95L243 92H242ZM257 94H258V93H257ZM45 95H46V94H45ZM48 95H50V94L48 93ZM66 95H67V94H66ZM66 95H65V96H66ZM68 95H69V94H68ZM72 95H73V93H72ZM75 95H74V96H75ZM148 95H147V97H148ZM175 95H176V94H175ZM175 95H174V96H175ZM199 95L201 96V94H199ZM222 95H223V94H222ZM253 95H254V94H253ZM253 95H252V96H253ZM258 95H260V94H258ZM258 95H257V96H258ZM261 95H262V94H261ZM51 96H52V95H51ZM170 96H171V95H170ZM209 96H212V93H211ZM209 96H208V97H209ZM224 96H225V95H224ZM238 96H239V94H238ZM249 96H250V95H249ZM249 96L247 97V95H246L245 97H247L248 99H246V98H245V99H246L247 101H248L249 99L252 101V99L249 98ZM44 97H45V96H44ZM46 97H47V96H46ZM69 97H70V96H68V97H64V98H66V99H65L66 101L64 100V105H66L69 101H71V100L74 99V97H73V99H72V96H71L70 100L67 101V99H68ZM145 97H146V96H145ZM175 97H176V96H175ZM220 97H221V95H220ZM260 97H261V96H260ZM55 98H57V97H55ZM59 98H60V97H59ZM92 98H94V99H92ZM184 98H185V97H184ZM212 98H213V97H212ZM223 98H224V97H223ZM238 98L240 99V96H239ZM241 98H243V97H241ZM46 99H47V98H46ZM57 99H58V98H57ZM75 99H77V98H75ZM75 99H74V101H75ZM186 99H187V98H186ZM255 99H256V98H255ZM259 99H260V98H259ZM261 99H262V98H261ZM261 99H260V100H261ZM39 100H40V99H39ZM52 100L55 102V99L52 98ZM52 100H51L52 103L49 101V102L51 103L50 105H51V106L56 105V103L54 104V102H53ZM177 100H179V99H177ZM180 100H181V99H180ZM184 100H185V99H184ZM224 100H225V98H224ZM240 100H241V99H240ZM250 100H249L248 102H250ZM256 100H257V99H256ZM34 101H35V100H34ZM43 101H44V100H43ZM43 101H42V102H43ZM56 101H57V100H56ZM241 101H242V100H241ZM243 101H244V99H243ZM257 101H258V100H257ZM47 102H48V101H46L45 103H47ZM49 102H48V103H49ZM61 102L63 103V101H61ZM61 102H59L58 104L62 105V106H63V109L60 108V106H57L56 110L61 109V110L64 111V105L61 104ZM75 102H77V101H75ZM185 102H187V101H185ZM208 102H209V101H208ZM212 102H214V100L211 101V99H210V103H212ZM219 102H220V101H219ZM261 102L263 103L262 100H261ZM140 103H141V102H140ZM140 103L137 104V105H138V106H139V105L142 106V105L144 104V103H143V104H140ZM172 103H173V102H172ZM174 103H176V102H174ZM224 103H225V101H224ZM242 103H243V102H242ZM246 103H247V102H246ZM251 103H252V104H251ZM256 103H257V102L253 103V101H252V102H250L248 105H247V104H245V105H247V107H248L249 105H250V106L252 105L251 107L253 108V104H256ZM262 103H259V104H262ZM41 104H42V103H41ZM41 104H40V106H41ZM70 104H72V103L70 102ZM70 104L68 103V105H70ZM156 104H157V103H156ZM156 104H155V105H156ZM176 104H178V103H176ZM257 104H258V103H257ZM42 105H44V104H42ZM45 105H46V104H45ZM178 105H179V104H178ZM242 105H243V104H242ZM262 105H263V104H262ZM262 105H261V106H262ZM159 106H160V105H159ZM188 106H189V105H188ZM211 106H212V104H211ZM223 106H224V105H223ZM258 106H259V105H257V107H258ZM54 107H55V106H53V108H52V107H49V108H50L49 112H50V114L52 113V114H51L52 116H53V112H52V111H54ZM58 107H59V108H58ZM133 107L135 108V106H133ZM148 107H149V106H148ZM148 107L145 108V109H143V110L145 111V110L149 109ZM189 107H190V106H189ZM212 107H213V106H212ZM247 107H244V108H247ZM257 107H256V110H257V112H258V111H260V110H258L259 108H257ZM47 108H48V107H47ZM139 108H140V107H139ZM190 108H191V107H190ZM248 108H250V107H248ZM252 108H250V109H252ZM254 108H255V107H254ZM127 109H128V110H127ZM137 109H138V107H137ZM163 109H164V108H163ZM25 110H26V109H25ZM56 110H55V111H56ZM66 110H68V109H66ZM140 110H141V109H140ZM157 110H158V109H157ZM184 110H185V108H184ZM184 110H183V111H184ZM241 110H243V109H241ZM34 111H35V110H34ZM36 111H37V109H36ZM59 111H60V110H59ZM134 111L137 112V110H134ZM185 111H187V110H185ZM243 111H244V110H243ZM247 111H248V109H246V112L244 111L245 114L248 113ZM253 111L255 112L254 109L252 110V112H253ZM65 112L67 113V111H64L63 113L65 114ZM138 112H139V111H138ZM138 112H137V113H138ZM145 112H146V111H145ZM148 112H149V110H148ZM188 112H189V111H188ZM188 112H186L185 115H187ZM210 112H211V111H210ZM220 112H221V111H220ZM132 113H133V112H132ZM132 113H130V117H132V116H131ZM140 113H142V112H140ZM162 113H163V112H162ZM250 113H251V110H250ZM259 113L261 114L262 112H259ZM259 113H258V114H259ZM263 113H264V112H263ZM263 113H262V115H264ZM42 114H44V113H42ZM50 114H47V121L49 120ZM57 114H58V113H57ZM64 114L62 115L63 117H65ZM134 114H135V113H134ZM147 114H148V113L146 112V115H145V116H147ZM154 114H155V113H154ZM169 114H170V113H169ZM252 114H253V113H252ZM252 114H251V115H252ZM256 114H257V113H256ZM256 114H254V115H256ZM258 114H257V115H258ZM260 114H259V115H260ZM141 115H144V114H141ZM163 115H164V113H163ZM182 115H183V114H182ZM188 115H189V114H188ZM246 115H247V114H246ZM246 115H245V116H246ZM262 115H261V116H262ZM52 116H51V117H52ZM133 116H135V115H133ZM153 116H154V115H153ZM158 116H159V115H158ZM169 116H170V115H169ZM214 116H215V115H214ZM261 116H260V117H261ZM51 117H50V118H51ZM63 117H60V118L62 119ZM136 117H138V116H136ZM141 117H143V116H141ZM186 117H187V116H186ZM262 117H263V116H262ZM133 118H134V117H133ZM139 118H140V117H139ZM148 118H149V117H148ZM158 118H160V116H159ZM166 118H167V116H166ZM215 118H216V117H214V120H215ZM248 118H249V117H247V118L245 117L244 119L247 120ZM56 119H58V118H56ZM145 119H147V118H145ZM156 119H157V118H156ZM236 119H237V118H236ZM251 119H253V118H251ZM251 119H250V120H251ZM44 120H45V119H44ZM59 120H60V119H58V121H59ZM127 120H128V121H127ZM139 120H140V119H139ZM147 120H148V119H147ZM167 120H168V119H167ZM169 120H170V118H169ZM172 120H173V119H172ZM238 120H239V119H238ZM130 121H133V120L130 119ZM135 121H137V120H135ZM144 121H145V120H144ZM156 121H157V120H156ZM170 121H171V120H170ZM236 121H237V120H236ZM236 121H235V122H236ZM241 121H243V120H241ZM241 121H240V122H241ZM261 121H264V118L261 119ZM146 122H147V121H146ZM146 122H145V124H146ZM215 122H216V120H215ZM247 122H249V121L247 120ZM252 122H253V121H252ZM48 123H49V121H48ZM60 123H61V121H60ZM120 123H121V122H120ZM122 123H121V124H122ZM133 123H134V122H133ZM148 123H149V122H147V126L149 125ZM245 123H246V121H245ZM253 123H254V122H253ZM136 124H137V123H136ZM263 124H264V123H263ZM43 125H45V124H43ZM133 125H135V123H134ZM133 125H132V126H133ZM139 125H140V123H139ZM141 125H142V123H141ZM141 125H140V126H141ZM240 125H241V123H240ZM244 125H245V124H244ZM246 125H248V124H246ZM253 125H254V124H253ZM258 125H259V124H258ZM46 126H47V125H46ZM122 126H123V125H122ZM145 126H146V125H144V127H145ZM149 126H150V125H149ZM43 127H45V126H43ZM126 127H127V126H126ZM134 127H135V126H134ZM134 127H133V128H134ZM121 128H122V127H121ZM123 128H124V127H123ZM128 128H130L129 125H128ZM146 128H147V127H146ZM148 128H149V127H148ZM42 129H44V128H42ZM42 129H41V131H43V133H44V135H45V137H44L45 140L42 139V140H44V141H41V142H42V144L44 143L43 146H45V148H46L45 151L48 150L49 155H50V153H52V152L55 150V151L52 153L54 156H53V155H52V156H53L54 158H55V154H57V155L59 156L58 153L61 152V151L59 152V149H60V148H59L58 150H56L57 148L55 149V147H54V145H55L58 141H57V139H56V140L54 139L53 135H51V134H52V131L54 130V127H51L50 125H48V127H47L46 129H44L45 131L42 130ZM137 129H139V128H137ZM142 129H143V128H142ZM160 129H161V128H160ZM31 130H32L31 133H33V132L35 131V129H34V130L31 129ZM31 130H30V131H31ZM39 130H40V129H39ZM55 130H56V129H55ZM122 130H124V131H123L124 133H123V132H122V133L125 134V129H122ZM131 130H132V128H131ZM145 130H146V129H145ZM150 130H151V129H150ZM129 131H130V130H129ZM143 131H144V130H143ZM152 131H153V130H152ZM131 132H132V131H131ZM137 132H139V131L137 130ZM147 132H149V129L147 130ZM127 133H128V131H127ZM129 133H130V132H129ZM141 133H142V132H141ZM145 133H146V132H145ZM145 133H144V134H145ZM206 133H207V132H206ZM34 134H35V133H34ZM36 134H37V133H36ZM36 134H35V135H36ZM39 134H40V133H39ZM123 134H122V135H123ZM133 134H134V133H133ZM133 134H132V135H133ZM135 134H137V133L135 132ZM31 135H32V134H31ZM35 135H34V136H35ZM40 135H41V134H40ZM44 135H42V136H44ZM142 135H143V134H142ZM145 135H147V134H145ZM152 135H154V134H152ZM152 135H150V136H152ZM42 136H39V138H40L39 140H41V138H43ZM127 136H128V134H127ZM143 136H144V135H143ZM143 136H142V137H143ZM150 136H149V137H150ZM35 137H37L36 139H37V141H38V136H35ZM123 137H125V136H123ZM123 137H122V139H123ZM129 137H130V135H129ZM140 137H141V136H140ZM130 138H131V137H130ZM130 138H129V139H130ZM135 138H136V137H135ZM143 138H144V137H143ZM145 138H146V137H145ZM122 139H121V141H122L121 143L123 144L124 139H123V140H122ZM125 139H127V138H125ZM146 139H147V138H146ZM134 140H135V139H134ZM134 140H132V141H133V142H136V141H134ZM136 140H137V139H136ZM139 140H141V139H139ZM124 142H125V141H124ZM133 142H132V143H133ZM142 142H143V141H142ZM160 142H161V141H160ZM37 144H38V143H37ZM42 144H41V145H42ZM119 144H120V142H119ZM125 144H126V143H125ZM125 144H123V145H125ZM138 144H139V143H138ZM140 144L143 145L142 143H140ZM204 144H205V143H204ZM126 145H127V144H126ZM162 145H163V144H162ZM205 145H206V144H205ZM46 146H47V147H46ZM143 146L145 147V145H143ZM148 146H149V145H147V147H148ZM136 147H137V146H136ZM203 147H204V146H203ZM42 148H44V147H42ZM47 148H48V149H47ZM124 148H125V147H124ZM205 148H206V147H205ZM40 149H41V148H40ZM122 149H123V147L121 148V151H123ZM142 149H143V148H142ZM146 149H147V148H146ZM168 149H169V148H168ZM187 149H188V148H187ZM187 149H186V150H187ZM192 149H194V148H192ZM52 150H53V151H52ZM139 150H140V149H139ZM148 150H149V152H150V149H148ZM117 151H118V150H117ZM136 151H137V149H136ZM164 151H165V150H164ZM167 151H168V150H167ZM169 151H170V150H169ZM180 151H182L181 153L184 152V151L181 150V149H180ZM188 151H189V149H188ZM37 152H39V151H37ZM42 152H43V151H42ZM204 152H205V151H204ZM43 153H44V152H43ZM54 153H55V154H54ZM119 153H120V152H119ZM127 153H128V151H127ZM154 153H155V152H154ZM170 153H171V152H170ZM173 153H174V152H172V154H173ZM176 153H179V151L177 150ZM185 153H186V151H185ZM185 153L183 154V156L185 155ZM46 154H47V153H46ZM46 154H45V155H46ZM61 154H62V153H61ZM61 154H60V155H61ZM124 154H125V153H124ZM145 154H146V151H145ZM172 154H171V155H172ZM204 154H205V153H204ZM5 155H6V154L3 155V154L0 152V185H1L0 188L2 187V188L0 189V193H1V194H0V219L3 218V220H4V218H5L6 221H7L8 219H10L11 222H10V221H9V222H10L11 225L13 224L12 227H14L15 225H18V226H19L18 233L21 235V237H19V238H20L19 240H18V238L15 239L16 241H17V240L20 241V245H18L19 247H17V242L15 243L14 240H13L14 243H12L13 245H10V244H9L8 246H5V245H6V244H5V245L3 246V245H2V244H3L2 241H3L4 239H6V238H5L6 236L4 237L3 234H4V235H6V234L3 233L4 229L0 227L1 230L3 229V231H2L3 234L0 233V264H31V263H32V260H33V258H34V257H33L34 254L31 256V254L28 253V251H29V245H28V242H29V241H30L31 243L33 242V240L29 238V235H30V236H32V235H31V234L29 233V231H28V226H29L28 224H29V222H30L31 220L27 223V220L25 221L24 219H22V218H25V219H26V213H25L24 215H21L20 213H18V214H20V215L22 216V217H21V216H18V217L21 218L22 220H24V223H22L23 221L21 222V220H20V223H19V222H18L19 220H17V221L14 220V219H17L16 216L13 215L14 218L12 219V218H11L12 216H11V214L9 213V216H10V218H9V217H8V214L5 213V211H4V209H3V201H5V200H6V202H7V201H10L11 203H13V202H14V203H16V202L18 203L19 200H20V202H22L21 200H24V202H25L26 199L29 200V197H28V198H27V197H24L25 195L22 193L23 191H24V193H25L24 188H26V187H25V186H26V183H27L29 180H28V181L25 180V178H24L25 176H23V175L21 174V172L18 170V168H17V166H16L17 163H16V165H15V164H14L15 162H14L13 160H9V158H7V156H5ZM43 155H44V154H43ZM57 155H56V156H57ZM62 155H63V154H62ZM62 155H61V156H62ZM142 155H143V154H142ZM156 155H157V154H156ZM174 155H175V154H174ZM174 155H173V156H174ZM179 155H180V154H179ZM179 155H178V156H179ZM186 155H187V154H186ZM50 156H51V155H50ZM61 156H59V157L61 158ZM111 156H113V155H111ZM151 156H152V155H151ZM169 156H170V155H169ZM178 156L176 155V156H174V157H178ZM183 156H182V154L180 155L181 159H182V158L185 159V157H183ZM70 157H71V156H70ZM70 157H69V158H70ZM164 157H165V156H164ZM170 157H171V156H170ZM50 158H51V157H50ZM54 158H52V159H54ZM62 158H63V160H65L64 157H62ZM113 158H115V157H113ZM116 158H117V157H116ZM168 158H169V157H168ZM55 159H56V158H55ZM55 159H54V160H55ZM118 159H119V158H118ZM165 159H167V157H165ZM76 160H78V159L76 158ZM158 160H159V159H158ZM11 161L14 162V163H12ZM67 161H68V160H67ZM69 161H70V159H69ZM69 161H68V162H69ZM79 161H80V160H79ZM81 161H82V160H81ZM98 162H99V161H98ZM23 163H24V162H23ZM26 163H27V162H25V164H26ZM55 163H56V161H55ZM65 163H67V162H65ZM81 163H82V162H81ZM84 163H85V162H84ZM84 163H82L83 165L78 163V167H79L80 165L86 167L85 164H86L87 162H86L85 164H84ZM263 163H264V161H263ZM20 164H21V163H20ZM71 164H72V163H71ZM87 164H88V163H87ZM95 164H96V163H95ZM95 164H94V165H95ZM261 164H262V163H261ZM49 165H50V164H49ZM88 165H90V164H88ZM27 166H28V165L26 164V167H27ZM55 166H57V165H55ZM73 166H74V165H73ZM76 166H77V164H76ZM76 166H75V167H76ZM81 166H80V167H81ZM92 166H93V165H92ZM92 166H91V167H92ZM95 166H96V165H95ZM201 166H202V165H201ZM18 167H19V169H20V166H18ZM24 167H25V166H24ZM52 167H53V166H52ZM58 167H59V166H58ZM80 167H79V168H80ZM157 167H158V166H157ZM48 168H49V166H48ZM162 168H163V167L161 166V168H156V169H160V170H161ZM189 168H190V167H189ZM189 168L186 169V170H187V173H188V171H189V173H190V169H189ZM195 168H196V167H195ZM23 169H24V168H23ZM53 169H54V167H53ZM84 169H85V168H80V170H81V171L79 170L80 173H81L82 170H84ZM93 169H94V168H93ZM99 169H100V168H99ZM105 169H106V168H105ZM156 169H155V170H156ZM197 169H198V168H197ZM24 170H25V169H24ZM26 170H27V169H26ZM26 170H25V171H26ZM87 170H88V169H87ZM235 170H236V173H237V175H238L237 178H239L238 180H240L239 182L243 183V180H244L243 177H244V176H247V177H246V181H245V183H244L245 188H246V185H247V186L249 185L248 188H246L248 191H245L246 189L243 187L245 190H244L243 193H240V196H242V194H245V195H246V192H248L249 195H250V194L252 195L254 192L258 191V189L262 191V189H261L262 187H261L260 185H263L264 182H263L262 184L259 182V183H258L259 186H260V187H259V186H257V184L255 185V184L253 183V180H254V179L257 177V175H258V177H257L258 179H255V180L261 181V180H260V177L263 175L262 173H264V172H263L264 170H263V171H260V170L257 168V171L259 170L260 173L262 172L260 175H259V172H256V171H253V172H252V169H251L252 174H251V172L248 171L246 168H245V169H240L239 167H236ZM253 170H255V169H253ZM261 170H262V169H261ZM74 171H75V170H74ZM191 171H192V169H191ZM199 171H200V169H199ZM22 172H24V171H22ZM204 172H205V171H204ZM248 172H250V173L248 174ZM254 172H256L257 175L254 174ZM26 173H27V172H26ZM191 173H192V172H191ZM24 174H25V172H24ZM27 174H28V173H27ZM82 174H83V172H82ZM82 174H81V175H82ZM154 174H156V172H154ZM154 174H153V175H154ZM158 174H159V173H158ZM184 174L186 175V172H185ZM184 174H183V176H184ZM194 174H195V173H194ZM25 175H26V174H25ZM28 175H29V174H28ZM156 175H157V174H156ZM189 175H190V174H188L187 176H189ZM197 175H199V174H197ZM200 175H201V173H200ZM251 175H252V176H253V175H256V176L252 177ZM86 176H89V177L91 176V177H92V176H95V174H94V175H89V172H88V173H85V177H86ZM96 176H97V175H96ZM146 176H147V173H146ZM157 176H158V175H157ZM183 176H180V178H178V179L181 180V179L183 178ZM190 176H191V175H190ZM259 176H260V177H259ZM28 177H29V176H28ZM28 177H27V178H28ZM81 177H84V175L81 176ZM85 177H84V178H85ZM89 177H88V178H89ZM148 177H149V176H148ZM150 177H151V176H150ZM154 177L157 179L156 176H154ZM250 177H252V178H254V179L252 180V179H250ZM262 177H263V176H262ZM155 178H154V179H155ZM263 178H264V177H263ZM184 179H185V180H182V181H184V182H181L180 180H178V182H177L178 184L176 183V181H175V184H176L177 186H181V187L188 186L189 184H188V182H186V179H187L186 176H184ZM146 180H147V179H146ZM262 180H263V179H262ZM147 181H148V180H147ZM147 181H146V183H147ZM156 181H157V180H156ZM82 182H83V181H82ZM82 182H81V183H82ZM249 182H251V183L253 184V186L255 185V190L253 189V186H250L251 183L249 184ZM29 183H31V182L29 181ZM156 183H157V182H156ZM179 183H180V184H179ZM181 183H182V184H181ZM184 183H187V185H186V184L183 185ZM237 183H238V182H237ZM190 184H191V183H190ZM252 184H251V185H252ZM147 185H148V184H147ZM176 185H175V187H176ZM236 185H237V184H236ZM236 185H235V186H236ZM29 186H30V185H29ZM237 186H238V185H237ZM239 186H240V185H239ZM151 187H152V186H151ZM163 187H164V186H163ZM173 187H174V186H173ZM173 187H172V188H173ZM181 187H180V190L182 189ZM188 187H189V186H188ZM251 187H252V189H251ZM256 187H258L257 190H256ZM28 188H29V187H28ZM185 188H186V187H185ZM235 188H236V187H235ZM235 188H234V189H235ZM249 188H250V189H249ZM148 189H149V187H148ZM153 189H154V188H153ZM173 189H176V188H173ZM177 189H178V187H177ZM183 189H184V188H183ZM263 189H264V187H263ZM171 190H172V189H171ZM187 190L189 191V189H187ZM239 190H240V192H242L243 189H242V188H241V189L239 188ZM249 190H250V191H254V192H251V193H250ZM28 191H29V189H28ZM151 191H152V190H151ZM185 191H186V190H185ZM29 192H30V191H29ZM152 192H154V191H152ZM175 192H176V191H175ZM178 192H179V191H178ZM180 192H181V191H180ZM233 192H234V190H233ZM236 192H237V191H236ZM263 192H264V191H263ZM263 192H262V193H260V192H256V193H258V194H259V193L262 194V195L259 194V196H260L259 199H260V200H261L262 197H264V193H263ZM16 193H17L18 195H17ZM19 193H21V194H19ZM27 193H28V192H27ZM27 193H26V195H27ZM168 193H169V192H168ZM171 193H173V192L171 191ZM181 193H182V192H181ZM181 193H180V194H181ZM188 193H189V192H188ZM256 193H255V195H256ZM28 194H29V193H28ZM150 194H151V193H150ZM153 194L155 195V192H154ZM238 194H239V192H238ZM238 194H237V193H236V194L234 193V194H231V195H232V196H235V195H238ZM248 194L246 195L247 197H245L244 195L242 196V197H243L242 199L245 200V202L242 201L241 197L236 198V196H235V198H234V197H232L231 195L228 196L227 198L232 197V199H234V200H232V201H236L237 199H240L241 201L237 200V202H238V201H239V202H238V203L235 202L234 206L237 208V210H236L235 207H233V204H231V203L229 202V201H230V199H229V201H228L229 203H228V204H230L229 207H232V208H229V207H228V208L225 209V210L232 211V214H233L234 211H235V212H238V213L240 212V213H241L240 215H243V211H244L245 209H247L246 211H244V213H246V214L249 212V211H248L249 209H250V211L254 210L253 208H255V206H256L258 203H259V204H261V203H260V202L257 203L258 199L255 197V199H257V200H254V199L252 198L253 196L251 197V195H250V198L254 201V204L251 203V199L248 198ZM19 195H20V196H19ZM157 195H158V194H157ZM174 195H175V194H174ZM183 195H184V194H183ZM185 195H188V194L185 193ZM21 196H23V199H21ZM169 196H170V194H169ZM188 196H189V195H188ZM190 196H191V195H190ZM261 196H262V197H261ZM19 197H20V198H19ZM155 197H156V195H155ZM171 197H172V196H171ZM173 197H174V196H173ZM180 197H181V196H179L178 198H180ZM185 197H186V196H185ZM191 197H192V196H191ZM206 197H207V195H206ZM237 197H238V196H237ZM25 198H26V199H25ZM176 198H177V197H176ZM178 198H177V199H178ZM188 198H189V197H188ZM245 198H246V199H245ZM185 199H186V198H185ZM190 199H191V198H190ZM206 199H207V200H206ZM262 199H263V198H262ZM27 200H26V201H27ZM151 200H152V199H151ZM153 200H154V199H153ZM168 200H169V198H168ZM179 200H180V199H179ZM192 200H193V199H192ZM202 200H206V201L208 202V204L204 203V204H206V205H205V211H204V208H203V207H200V206H199V211H198V210L195 211L194 208H198V206L196 205L197 207H193V209H194L195 212H197V214H196L195 212H193V210H192V212L194 213V215H197V216H198V213H200V210H201L200 208H202L201 213L204 212V213H205V216H206V211H207L206 207L209 208V207H210V204H211V208H212L214 205H216V210H215V209L210 210V208H209V210L212 211V213H214L213 211H215V212L217 211V212H218L219 209L217 208V205H218V204L216 203L217 201H218L219 203H223V204H219L220 206L218 205V207H224V202H223V201H219V200H217V201L215 202V201L213 200L216 204H214V202H213V203L210 202V204H209L208 198H204V197H203ZM202 200L200 199L201 202H202ZM247 200H248V202H250V205H248L249 203L246 202ZM260 200H259V201H260ZM15 201H16V202H15ZM147 201H148V200H147ZM159 201H160V200H159ZM170 201H171V200H170ZM182 201H183V200H182ZM224 201L227 202L226 199H224ZM253 201H252V202H253ZM27 202H28V201H27ZM149 202H150V201H149ZM154 202H155V201H154ZM154 202H153V203H154ZM157 202H158V201H157ZM161 202H163V201H161ZM189 202H190V201H189ZM192 202H194V201H192ZM242 202H243V203H242ZM263 202H264V201H263ZM151 203H152V202H151ZM179 203H180V201H179ZM184 203H185V202H184ZM184 203L182 202L183 205H184ZM199 203H200V202H199ZM236 203L239 204V205L236 206ZM245 203H246V205H248V207H250V208H247L246 206H245L246 208H243V207H244L243 204H245ZM158 204H159V202H158ZM171 204H172V203H170V205H171ZM193 204H194V203H193ZM195 204H198V203L196 202ZM204 204H203V205H204ZM251 204H252L253 206H252ZM23 205H24V203H23ZM151 205H152V204H151ZM156 205H157V203H156ZM166 205H167V204H166ZM177 205H179V204H176V206H174V208H177ZM180 205H181V203H180ZM203 205H202V206H203ZM207 205H208V206H207ZM241 205H242V208H241ZM17 206H18V208H19L20 205L17 204ZM171 206H172V205H171ZM184 206H185V205H184ZM188 206H189V205H186L185 207H187V209H188V208H189ZM238 206H239V207H238ZM34 207H35V205H34ZM154 207H156V206H153V209H154ZM160 207H161V205H160ZM163 207H165V206H163ZM167 207H169L168 209H170V206H167ZM181 207H182V206H181ZM185 207H184V209H185ZM191 207H192V206H191ZM251 207H253V208H251ZM263 207H264V204H263ZM21 208H22V207H21ZM35 208H37V206H36ZM157 208H159V207H156V209H154V210H157ZM174 208H173V211H174V210H176L175 212H177V210L179 211V208H178V209H174ZM182 208H183V207H182ZM213 208H215V207H213ZM257 208L260 209V207H257ZM11 209H12V207H11ZM37 209H38V208H37ZM37 209H36V210H37ZM40 209L42 210V208H39V211H40ZM168 209H167V211H169ZM187 209H186V210H187ZM191 209H192V208H191ZM191 209H190L189 211H191ZM217 209H218V210H217ZM221 209H223V208H221ZM232 209H233L234 211H233ZM238 209H239V211H238ZM14 210H15V209H14ZM146 210H147V209H146ZM160 210H161V209H160ZM171 210H172V209H171ZM181 210H182V209H181ZM186 210H184V211H186ZM242 210H243V211H242ZM255 210H256V209H255ZM261 210H263V208H261ZM17 211H18V210H17ZM152 211H153V210H152ZM163 211H165V210L162 209V212H163ZM182 211H183V210H182ZM241 211H242V212H241ZM247 211H248V212H247ZM259 211H260V210H259ZM12 212H13V211H12ZM19 212H20V211H19ZM28 212H29V211H28ZM145 212H146V211H145ZM145 212H144V213H145ZM160 212H161V211H160ZM165 212H166V211H165ZM169 212H170V211H169ZM187 212H188V211H187ZM207 212H208V211H207ZM221 212H222V211H221ZM256 212H257V215L255 214L256 217H257L258 215H259V216L261 215V214H259V213H261V212L258 213V210H257ZM146 213H147V212H146ZM170 213H171V212H170ZM173 213H174V212H173ZM178 213L180 214L181 212H178ZM201 213L199 214V216L201 215ZM209 213H210V212H209ZM238 213H237V214H238ZM249 213H250V212H249ZM249 213H248L247 215H250V216H251V214H252V216H251L250 219L253 220L254 223L257 222L256 226L259 227V226L261 225L262 228L260 229V231L264 232V221H263L264 219L262 220L261 217H260V218L257 217L256 220L254 221V219H252V217H255V216H254V213H251V214H249ZM262 213H263V211H262ZM153 214H154V213H153ZM164 214H165V213H164ZM174 214H177V213H174ZM184 214H186V212L183 213V215H184ZM187 214H189V212H188ZM187 214H186V215H187ZM234 214H235V213H234ZM246 214H245V216H246V217H249V216H247ZM155 215H157V214L155 213ZM165 215H167L168 218L170 217V216H168V215H169L168 213L165 214ZM170 215H171V214H170ZM172 215H173V214H172ZM189 215H190V214H189ZM192 215H193V214H192ZM192 215H191V216H192ZM194 215L192 216V220H194ZM59 216H60V217L63 216V211H61V213L58 214V217H59ZM142 216H143V215H142ZM160 216H161V214H160ZM178 216H179V215H177V217H178ZM203 216H204V215H203ZM261 216L263 217L264 214H262ZM27 217H28V216H27ZM63 217H64V216H63ZM139 217H140V216H139ZM147 217H148V216H147ZM147 217H146V218H147ZM150 217H151V216H150ZM154 217H155V216H153V218L151 217V218H152V221H154V225L157 224V227H159V226H158V222L155 224V221H157V220H156ZM158 217H159V216L157 215V218H158ZM161 217H162V216H161ZM163 217H164V215H163ZM173 217H174V216H172V218H173ZM183 217L186 218V217H189V216H188V215H187L186 217H185V215L182 216V213H181V215H180L178 218H179V220H181L180 218H183ZM201 217H202V215H201ZM146 218H145V220L148 221L149 218H147V219H146ZM164 218H165V217H164ZM170 218H171V217H170ZM172 218H171V219H172ZM178 218H177V219H178ZM189 218H190V217H189ZM189 218H188V219H189ZM198 218H199V217H198ZM204 218H205V217H204ZM242 218H243V216H242ZM263 218H264V217H263ZM62 219H63V218H62ZM137 219H138V218H137ZM137 219H136V221H137ZM153 219H155V220H153ZM166 219H167V218H166ZM174 219H175V218H174ZM188 219L186 218L187 221H188ZM195 219H196V218H195ZM240 219H241V218H240ZM12 220H13V221H12ZM28 220H29V219H28ZM60 220H61V219H60ZM60 220H59V221H60ZM63 220L66 221L65 219H63ZM138 220H139V219H138ZM150 220H151V219H150ZM150 220H149V221H150ZM163 220H164V219H163ZM184 220H185V219H184ZM198 220H200V218H199ZM205 220H206V219H205ZM44 221H45V220H44ZM64 221H63L62 223H60V222H61V221H60V222H59L60 225L58 224V226H59V231H61V233H62V231H64L65 229L67 230V228H68V227L66 228V226H67V224H68L69 222H68V221H67V222H64ZM139 221H141V220H139ZM147 221H144V220H143L144 224H145V222L147 223V225H146V230H147V228H149V227H150L149 229H151V230H152V227L155 228V226H154L153 224H152V227H151V226L148 227V222H147ZM152 221H151V222H152ZM167 221H168V219H167ZM173 221H174V220H173ZM181 221H182V220H181ZM189 221H191V219H190ZM247 221H248V220H247ZM247 221L244 220L245 223H246ZM16 222H17V223H16ZM31 222H32V221H31ZM40 222H42V221H40ZM40 222H39L38 224H37V222H34V223H36V224L38 225L37 227H39V226H40V225H39ZM49 222H50V221H49ZM164 222H165V221H164ZM175 222H176V221H175ZM184 222H185V221H184ZM195 222H196V221H195ZM7 223H8V222H6V225H7ZM44 223L46 224V223H48V222L45 221ZM50 223H52V222H50ZM53 223H54V222H53ZM53 223H52V225L55 226V224H56L57 222L55 221V223H54V224H53ZM152 223H153V222H152ZM165 223H167V222H165ZM173 223H174V222H173ZM180 223H181V222H180ZM191 223H192V224H190V223L187 224V226H190V225H191L190 227H187L186 225L184 226L185 223H181V224H183L182 226H184L183 231H187V230H189V232L191 233L192 231H190V230H191L190 228H192V226L194 225L193 222H191ZM202 223H203V220H202V218H201V220H200V222H199V226H200ZM249 223H251V221H250ZM254 223H253V224H254ZM14 224H15V225H14ZM48 224H49V223H48ZM69 224H70V223H69ZM69 224H68V225H69ZM84 224L87 226L86 223H84ZM84 224H82V225L84 226ZM137 224L141 225L142 228L145 227V225L142 226L143 224L138 223V221H137ZM246 224L248 225V223H246ZM1 225H3V224L1 223ZM4 225H5V224H4ZM43 225H44V224L41 223V228H43L44 231L47 232V229H45V227H46V226L48 227L50 224H49V225H44V227H42ZM52 225H51V226H52ZM79 225L81 226V224H79ZM162 225H163V224H161V226H162ZM170 225H171V224H170ZM172 225H175V224H172ZM33 226H34V225H33ZM83 226H82V227H83ZM88 226L91 228L90 224H89ZM168 226H169V225H168ZM248 226H249V225H248ZM5 227H6V226H5ZM29 227H30V226H29ZM82 227H81V228H82ZM89 227H88V228H89ZM137 227L140 228V226H137ZM137 227H136V228L133 227V230L131 229V235L129 236L128 242L132 243V245H133L134 247L137 248V250H138V257H137L136 259L132 258V256L130 255V253H129V252L123 247L122 243H121L118 239H117L116 241H114V238H113V241H114V243H113V244H114V245H113V247H114V251L112 250V252H113V256H114V257L116 256V258H117L119 264H158V261H157V260H161V259H157V258H163V257H164L163 254L165 253V251L167 250V248L172 249V248H170V244H171V243H170V241H169V240H172V238L170 237L171 239L168 240L169 243H170V244H168L169 247H167V246H166L165 248L163 247L164 249H166V250L163 249V250H164V253L162 254L163 256L161 255V257H160V255H159V256L157 255L158 257H157V258H154V256H155V254H154V249L156 248V245H155L156 242L154 243V240H153V239H155V238L160 239V238H162L161 235H158V234H157V235L159 236V238L156 236V237H152V238H153V239H152V238L149 236V234H150V235H154V234H151V231H147L148 233L146 232L148 235H142V234L140 233V231H136V230H140V229H137ZM157 227H156V228H157ZM170 227H171V226H170ZM174 227H175V226H174ZM176 227H177V224H176ZM178 227H180V226H178ZM186 227H187V228H186ZM251 227H253V226H252V223H251ZM254 227H255V226H254ZM254 227H253V228H254ZM34 228H35V227H34ZM48 228H49V227H48ZM50 228H51V227H50ZM50 228H49V230H50ZM85 228H86V227H85ZM142 228H141V230H142ZM156 228H155V229H156ZM172 228H173V227H172ZM188 228H189V229H188ZM193 228H194V227H193ZM249 228H250V226H249ZM6 229H7V228H6ZM6 229H5V230H6ZM8 229H9V228H8ZM15 229H16V228H15ZM51 229H52V228H51ZM56 229H57V228H56ZM79 229H80V228H79ZM86 229H87V228H86ZM135 229H136V230H135ZM144 229H145V228H143V230L141 231V232H143V234H144ZM186 229H187V230H186ZM250 229H251V228H250ZM257 229H258V228H257ZM38 230H41V229L38 228ZM84 230H85V229H83V231H84ZM90 230L92 231V229H88V230H86V231H88L89 233H91ZM146 230H145V231H146ZM153 230H154V229H153ZM157 230H158V228H157ZM164 230H165V229H164ZM164 230L162 229V231H164ZM166 230H167V229H166ZM177 230H178V228H177ZM177 230H176V231H177ZM8 231H9V230H8ZM159 231H161V230H158V232H159ZM168 231H170V230H168ZM173 231H175L174 228H173ZM176 231H175V232H176ZM179 231H181V230H178V232H179ZM257 231H259V230H257ZM260 231H259V232H260ZM5 232L7 233V231H5ZM149 232H150V233H149ZM154 232H155V230H154ZM156 232H157V231H156ZM171 232H172V230H171ZM178 232H177L178 235L181 234L180 232H179V233H178ZM251 232H253V229H251ZM259 232H258V233H259ZM262 232H261V235H264V233L262 234ZM9 233H10V232H9ZM12 233L15 235V237L17 236V235H16L17 233H14L13 231H12ZM38 233H39V232H38ZM40 233H41V232H40ZM48 233H49V232H48ZM50 233H51V232H50ZM79 233L81 234V233H83V232H81V230H80ZM89 233H87V232L85 233V235L87 234L88 236H87V235H86V236H83V235H82V236H79V234H78V236H77V237H78V238H77L78 241H77V242H78V244H79V246H78L79 248H78L77 251H76V255H74L73 264H92V260H93V256H94V254L91 255V254H90V250H91V247H92V246H91V243H92V242L94 243V241H92V238H91V236H90ZM146 233H145V234H146ZM160 233H162V232H160ZM160 233H159V234H160ZM163 233H165V232H163ZM167 233H169V232H167ZM182 233H183V235H184V233H186L188 237L190 236V233H189V235H188L187 232H182ZM28 234H29V235H28ZM45 234H46V233H45ZM64 234H65V231H64L63 235H64ZM66 234H68L67 231H66ZM91 234H92V233H91ZM175 234H176V233H174V232L171 233V235H174V236H175ZM186 234H185V235H186ZM51 235H52V234H51ZM61 235H62V234H61ZM183 235H181V237H182ZM257 235H259V234H257ZM7 236H8V234H7ZM10 236H12V235H10ZM45 236H46V235H44V237H43V238L41 237V238H42V240H44V238L47 239V238L49 237V238L47 239V240H48L47 244H46L45 246H43L42 248L40 247V248L38 249L39 255L41 256L42 260H44V261H43V264H49V263L51 264V262H53V264H57L58 262L60 263V261H63V258H65L66 256L68 257V255H69V248H70V246H69V245H70V242L68 241L69 239H67V237H63V236L60 237V236H59V237H60L59 239H53V238H52L51 236H49L48 234H47L48 237H45ZM52 236H53V235H52ZM64 236H66V235H64ZM164 236H165V235H164ZM174 236H173V237H174ZM259 236H260V235H259ZM259 236H258V238L253 237V238H254V242H255V243H254V244H255V248H254V250L256 249V247L259 248L260 245H261L262 249L264 250V236H263V237L260 236L261 238H259ZM166 237H167V236H166ZM166 237H165V239H167ZM176 237H177V238H176ZM176 237L174 238V240H172V241H174L175 243L178 242L179 244H180V243H181V244L183 243V244H185V245L188 244V243H187L188 240L186 241V239H188V237L185 238V236H183L184 238L182 237V238L179 239V240H178V237H179V236H176ZM189 238H190V237H189ZM10 239H11V237H10ZM12 239H13V236H12ZM34 239H35V237H34ZM163 239H164V237H163ZM175 239H177V241H176ZM184 239H185V240H184ZM31 240H32V241H31ZM35 240H36V239H35ZM109 240H110V239H109ZM181 240H182V241H181ZM255 240H256V241L258 240V242L260 243V245H259ZM4 241H5V240H4ZM4 241H3V242H4ZM113 241H112V242H113ZM155 241H156V240H155ZM162 241H164V240H162ZM166 241H167V240H166ZM168 241H167L166 243H168ZM172 241H171V242H172ZM180 241H181V242H180ZM183 241H185L186 243L183 242ZM108 242H109V241H108ZM160 242H161V240H160ZM164 242H165V241H164ZM193 242H194V241H193ZM110 243H111V242H109V244H110ZM161 243H162V242H161ZM18 244H19V242H18ZM36 244H37V243H36ZM172 244H173V242H172ZM172 244H171V245H172ZM179 244H178V246H180ZM183 244H182V245H183ZM257 244H258V246H257ZM37 245H38V244H37ZM37 245H36V246L34 245V246H35L36 248H38ZM39 245H40V244H39ZM107 245H108V244H107ZM111 245H112V243H111ZM158 245H159V244H158ZM158 245H157V247H158ZM161 245H164V244L162 243ZM173 245H174V244H173ZM185 245H184V246H185ZM190 245H192V244H190ZM133 246H132V247H133ZM184 246H182V248H183ZM187 246H188V245H187ZM187 246H185V248H183V249H187V250H189V249H188L189 246H188V247H187ZM35 247H34V248H35ZM110 247H111V246H110ZM158 248H160V247H158ZM176 248H178V247H177V244H176ZM180 248H181V246H180ZM31 249L34 251L33 248H30V250H31ZM70 249H71V248H70ZM183 249H182V250H183ZM192 249H193V248H192ZM259 249H260V248H259ZM71 250H72V249H71ZM109 250L111 251V249H109ZM158 250H159V249H158ZM163 250H159V251H163ZM182 250L180 251L182 254H180V253L178 252V253H179L178 255H183V252H184V251L188 252L187 250H183V251H182ZM263 250H262V251H263ZM33 251H32V252H33ZM36 251H37V250H36ZM173 251H174V250H173ZM192 251H193V250H192ZM192 251H190V252H192ZM22 252H23L24 254H23ZM30 252H31V251H30ZM155 252H156V254H157V251H155ZM186 252H184V254H187ZM257 252H258V251H257ZM257 252H254V253H253V255H252L253 258H254V257H258V256H260V254L257 253ZM25 253H28V254H25ZM34 253H35V251H34ZM91 253H92V251H91ZM114 253H115V255H114ZM167 253L172 254V257H173V255L175 256V258L177 257V256L175 255L176 253L173 254V252L170 253V252H168V251H167ZM136 254H137V253H136ZM191 254H192V253H191ZM191 254L188 253V255H187V256H188L187 259H188L189 261H190L189 257H190ZM28 255H29V257H27ZM37 255H38V254H37ZM166 255H167V254L165 253V258L169 256V255H167V256H166ZM263 255H264V252H263ZM191 256H193V260H194V262H195L196 264H200L199 261L197 260L196 256H195V254H193V255H191ZM30 257H32L31 260H30ZM155 257H156V256H155ZM172 257L169 256L170 259H171ZM183 257L185 258L186 256H183ZM183 257H181V258L184 259ZM28 258H29V259H28ZM165 258H164V259H165ZM173 258H174V257H173ZM181 258H180V256H179V258H176V262H177V259H181ZM253 258H251V260L249 261L248 264H258V263L260 262V261L258 260L259 262L257 263V260H256V259H253ZM91 259H92V260H91ZM101 259H102V258H101ZM187 259L185 258L184 263H183V262H182V263L180 262V263H181V264H188V263H190V262H188V261H187L188 263L186 262ZM66 260H68V259H66ZM166 260L168 261L167 258H166ZM166 260H162V261L164 262V261H166ZM171 260H173V259H171ZM29 261H31V262H29ZM33 261H35V260H33ZM68 261H69V260H68ZM162 261H161V263H162ZM169 261H170V260H169ZM179 261H181V260H179ZM262 261H264V260L262 259ZM35 262H36V261H35ZM37 262H38V261H37ZM69 262H70V261H69ZM97 262H99V264H110V263H108L105 259H104V260H103V259H102V260H99V261H97ZM39 263H40V262H39ZM39 263H38V264H39ZM59 263H58V264H59ZM115 263H116V262H115ZM169 263H170V264H175L174 262H171V261H170ZM34 264H35V263H34ZM40 264H41V263H40ZM64 264H65V263H64ZM71 264H72V263H71ZM116 264H118V263H116ZM167 264H168V262H167ZM176 264H178V263H176ZM191 264H192V263H191ZM193 264H194V263H193ZM259 264H260V263H259Z\"/></svg>", "mask_w": 264, "mask_h": 264}, {"label": "crops", "instance_id": "0c3cea01", "mask_svg": "<svg viewBox=\"0 0 264 264\" xmlns=\"http://www.w3.org/2000/svg\"><path fill=\"white\" fill-rule=\"evenodd\" d=\"M120 101L124 102V100L121 98ZM79 108L81 110L80 115L79 112H76L74 117V130L76 140L78 142H81L106 139L107 137L104 131L105 123H107L109 119L111 120L112 117H115V114L107 107L95 102H85L79 104L78 110ZM260 167L261 168H259V170L263 171V162ZM259 170H256V172H259ZM250 172H248V174ZM261 173L259 172V175ZM255 174L257 175V173ZM262 174V176L264 177V173ZM262 176H259L261 181L255 180L258 179V175L255 179L252 178L254 177V175L250 177V179H254L253 183L259 186V182L261 184L264 182V178ZM246 177L247 176L243 177V184L246 181ZM260 186L262 187V191L259 189L258 191L262 193L264 191V184ZM204 214L205 213L203 212V215ZM246 223H248L250 228L253 229V232H251V229ZM246 223L244 222V219L234 218L230 216L219 215L209 220H205L203 216V223L200 225L199 234L200 244L196 246L195 250V256L199 263L212 264L215 263L217 259L216 264H248L251 259L247 261L238 259L236 257L238 251L236 250H240L243 247V242L249 244L254 250L255 242L252 244V241H254L253 233L257 230L260 231L262 227L261 225L259 227L256 226V223H254L253 220L251 221V223L253 227L255 226L254 228L251 227V223H249L248 221Z\"/></svg>", "mask_w": 264, "mask_h": 264}, {"label": "built area", "instance_id": "2783aa9c", "mask_svg": "<svg viewBox=\"0 0 264 264\" xmlns=\"http://www.w3.org/2000/svg\"><path fill=\"white\" fill-rule=\"evenodd\" d=\"M132 250L134 251V253H137V248L136 247H132Z\"/></svg>", "mask_w": 264, "mask_h": 264}]
</instances>
